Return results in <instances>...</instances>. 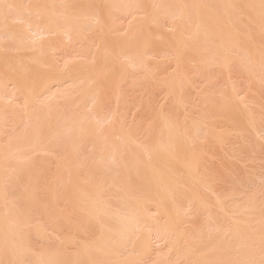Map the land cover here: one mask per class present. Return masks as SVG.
<instances>
[{"label": "bare ground", "instance_id": "bare-ground-1", "mask_svg": "<svg viewBox=\"0 0 264 264\" xmlns=\"http://www.w3.org/2000/svg\"><path fill=\"white\" fill-rule=\"evenodd\" d=\"M77 1L78 0H0V90L3 89V92H2V90L0 91V129L3 130V127H4V130H5V131L3 130L4 133H7L6 128L9 127L10 129H12V130L8 129L9 131L7 130L8 131L7 137H9V138L11 136H15L14 133L17 132V130L20 131L19 128L22 129V127L20 125L23 126V124H25L23 126V129L25 128L26 130H29V128L27 129L26 127H28L29 125L32 124L34 127L32 129L30 128L31 132L32 133L33 132L35 133V131L37 132L36 134H34V133L32 135L30 134L31 136H28L29 138L26 136L28 138V139H26V137L23 135V133H25L27 135V133H31V132L30 131L29 132L21 131L20 134L23 135V138L20 137V139H22V140H20V139L17 140L15 138L11 137L13 139L11 141H13V142L10 141V143H7L9 139L6 137V135L2 131H0V207L2 208V210L0 212V264H29L30 263L29 261L31 258H33L31 264H33V262L35 264H58L60 261L63 262V260L60 259V257L66 260L65 257H67L66 256L67 253L70 254V255L68 254L69 256L67 257V260L70 259L69 257L74 258V259L71 258L72 261L75 260L74 261L75 263L69 262L70 264H76V262H77V264H81L80 263L81 260H84L85 262H87V264H89V262L91 264H96V263H99V264H139L142 262L144 264H147L145 261L149 260V258L151 261V259H152L151 257H155L156 260H160L161 259L160 257H162L159 253L158 254L155 253V251L158 248L154 244L153 238L151 239V237H154V239L160 238V234H158L156 232V230H160L162 228L161 226L164 227V224H165V228L168 229V230L165 229L166 231H168L167 233L170 232L168 234V237H169V235H170V237H172V234H173L172 232H175V233L177 232V235H178L177 243H178V241H182V243L185 244L188 248L192 247L191 249H189V251H187L188 249L186 248L187 250H185V254L180 255V253H177L175 251L176 250L175 248L176 247L178 248L179 246H180L179 248H181L184 245L181 246V244L179 242L178 243L179 246L178 245L176 246L177 243H176V241H174L173 237L172 238H173L174 243L170 244L169 238H167V236L165 234L166 237L165 236L164 237L167 238L168 244H170L171 246H172V244H175V246H173V248L167 247V249L169 248L167 255L174 256V258L177 256L176 258H178L179 260L184 259V261H186L185 259L187 257L191 258L190 260L192 261V259H193V262H192L193 264H195L197 262H199L200 264H202V263L208 264V261L206 262L205 259L208 258L210 252L214 253V251H215V250L212 251V249H211L210 251L205 252V255L201 254L199 251H196L195 248H197V245H198L197 249L202 248L201 247V245H202L201 241H203V238H202V235L198 233L199 230L202 232L203 235L210 234V233L211 234L213 233V235H214V232L215 233L217 232L218 235L220 234V232H221V234L224 233V235L228 234L229 240H227L228 238L227 239L225 238L227 241L224 239L225 240V247L228 246L229 244H230V246L233 245V247H234L235 244H234V242L232 243V241H236V243H238L240 245V248H241V250H239L240 248H237V253H239L242 250L244 252H245V250H247V248L244 247L243 244H245V246H246V244H247V246L250 244L251 245L250 251L253 250L256 252L258 250V248H259V250H262L259 245L255 246L257 248V250L253 249V247L255 245V242L257 244L258 243H264L263 239L260 238L261 235H263V233H262V231L260 232L258 229V228H260L264 232V229H263L264 224H260V226H261L260 227L259 223H256L257 222L256 219H254L256 222L253 220L250 221L251 220L250 217H252V214L248 215L250 211L254 210L255 211V218H256L257 215H259L257 212H259L260 210H263V209H260L261 208L260 204L257 205V208L260 207L259 210H255V208L252 209L251 207H252L253 203H251L250 201H249L250 202L249 203V202H247V200H246L245 205L249 204L251 206L246 207L244 205L245 206L244 208L242 206H240L241 209L243 208L242 210H240V208L238 207V204L235 205L236 203H234V201H233V203L230 202V204H228L232 198H235V197L238 198V197L243 196L242 193L247 192L248 187L246 188L245 186H243L244 188L247 189V191L246 190L244 191V188H242V187L241 188L243 190L242 189L240 190L238 188L239 193L242 194L241 196L237 197V195L239 193L237 194V191H234V196L232 195L231 199L230 198L227 199V197L224 195L227 200L222 201L221 198H219L220 196L222 197L221 192H220V195L216 194L217 196H215L214 195L216 193V192H214L215 186H212V188L214 187L212 189V188H210L211 184H208L209 182L212 181L213 176H211V175L213 173L208 174L209 175L208 177H210V176L211 177L209 178L210 181L208 180L207 182H206V179L208 177L205 176V178H204L202 176V174L199 173L200 170H201V173L204 172L203 174H205V175H207V173L210 172V171H204V170L202 171V167H203V162L206 160L205 158H206V156H208L207 154H209V152H210V157L212 158V156H211V152L213 153V150H212L213 148L211 147L212 143H214V144L216 143L217 145H219V148L222 147L221 145H224L222 148L225 147V149H227V147H229V145L226 147L225 144L227 145L229 141L232 142L231 140H233V139L228 138V137L230 134H232L233 130L235 131V128L237 129V127L239 126V124H237V126H234V129H232V127L230 128V124L232 126L231 121L228 122L226 120L227 119L226 115L229 118L228 114H229V112H233L232 109L236 112L241 107L244 108V111H245V108H247L248 109L247 116L249 118L246 119V116H245V119L250 120V123H249L250 126L248 124V127H251L254 125V130H256L255 127L258 126V129H259V127L261 126V129H259V133L261 132L260 134L262 136V130L264 131V125H263V129H262V125H260V124H263L262 120L264 118H263V115L261 116L259 113L261 111V113L263 114V112H262L263 110H261V107L259 105H258V108H256L257 107L256 105L258 104V103L256 104L257 101L255 102L256 96H253V94H251V96H253V98L251 99V96L247 95L249 92H246L245 89H244V91H242L243 90L242 87L240 89L237 88V90H236L235 87L237 85L235 84L236 86L233 87L232 81H230L231 78H229V81L231 82L232 87H230V85H227V83L229 81L228 82L226 81L227 88H225L226 86H223V85L221 86V88L223 87V89H227V90L229 89L228 90L229 94H228V92H226V90H224V92L220 93L221 89L219 88V92L216 95L213 94L214 99L211 97L212 92L210 95L206 92L208 88L204 89V86H203L204 92H206V93H204V97H202L203 95L202 96L199 95L203 92L202 88L196 89V90H198L197 92H199V90H202L201 93L200 92L197 93L196 90L194 89L192 91L197 93V97H199L200 101L203 102V104H201L199 99L196 100L202 106V108H200V110L198 109L200 111V113L203 112V111H201L203 108L205 109V107H203V105H205L207 107L208 101H210L208 108L210 110L211 115H207V114L204 115L205 113L203 112L204 117L201 114L199 115V117L201 116L200 119L201 120L203 119L202 122L197 123V121H199L198 115H197L198 118H196L197 121L195 120L196 122L194 120H191L192 118L190 119V116L186 115V114H191V117H193L192 116L193 115L192 110L195 111L198 108L197 105L199 107H201L199 104L196 105L195 103H193V100H195L197 98V97H195V93L190 92V93H188V95L189 94L191 95V93H194L193 94L194 97L191 96L190 99L191 98L193 99V100L191 99L192 103L194 104V105L193 104L192 105H193V107H196V108L190 107V106H192L191 104H189V105L186 104L185 99L183 98L184 99L183 100L179 96V94L180 95L182 94L184 96L185 95L184 92H185L186 88L187 87L190 88L191 84L194 85V83L192 82V79L195 80L196 75L199 73L200 74L202 73L201 72L202 68L203 69L205 68L207 71H208V69H210V72H208V74L212 73L214 71V75H215V69H217L218 67H219V69H217L216 72H219L218 70H220L221 67H223L222 69L227 68V70L230 71L231 70L230 65L231 64L233 66L236 65V63L233 64L234 63L233 61H236L237 64L238 63L241 64V62L244 61V65L247 64L246 65L247 70H246V68H245L246 72H244V70L242 72V70H241V72H242L241 78H240V75L238 77L241 80L243 73H248V72L250 73V70H251V75L248 73V76L250 78H246L247 83H248V86L246 89H249L248 88L249 87L248 79H251L250 80L251 83L253 82V78H251L253 72H254V74L255 73L259 74V72L264 73V43L262 42V41H264L263 40V38H264V0H102V2H101V0H98L99 1L97 3L98 5L96 4L95 0L94 1L88 0L90 5L92 7L94 6V9L96 10V12L99 16L95 13V11H91L93 8L90 7V5H88L89 3L88 4L86 3V0H81V1H83V3L81 4L82 6L78 5L81 2H77ZM159 1L168 2L169 5H168V3H165V2H163L164 4L162 5L161 2H159ZM76 2H77V5L75 4ZM91 2L92 3L94 2L93 4H95V5L91 4ZM150 2L152 4H150ZM155 2H156V5H155V8H153L154 7L153 4H155ZM102 3L106 4V5L99 7V4L102 5ZM171 3H172V5H171ZM173 3L175 5V7H176V5H180L181 7H182V5H184L182 7V9L179 11V13H177L175 11V9L172 7V6H174ZM129 4L131 5V8H128ZM141 4H142L143 9H144V7L146 8L147 6H149L150 8L148 7V9L151 10L153 8L152 10H154V11L153 12L150 11L151 14H149V13H146L147 12L146 9H144V11H146V12H144L142 7H141V10H140L141 13H140L138 10L140 9ZM218 4H220L221 6L217 7ZM84 5L87 7L89 6L88 7L89 9L87 7H85ZM107 5H109L110 8ZM150 5H153L152 8ZM166 5L170 6V8L169 7L168 8H169L170 14L172 16L168 15L169 11L165 8ZM244 6L249 8L248 13H246L247 12L246 9H244L245 12L243 9H241V7L243 8ZM171 7L173 9H171ZM177 7H176V9H177ZM90 8H91V10H90ZM98 8H100V9L102 8L103 10H106V9L108 10V8L110 10L112 9L111 11H113V12L116 11V12L122 14L124 17H125V15H127V17L130 16L131 20H132V17L134 16V14L136 13V11H138L139 14L142 16H143L142 11H143L145 16H143V18H142L140 15L138 16V14L136 13V15H137L136 17L137 18L140 17V18H138V19L133 18L134 20H132V21L129 19L130 22H132V23L127 22L125 29H124V26H122L124 29L123 31L126 30L125 33H123L121 31L122 28L120 27L121 23L119 22L117 24L116 21L118 22V20L113 19L115 15H117L116 17H118V16L120 17L122 15H119L116 12H114V13L111 12L110 14L113 16V18H111V15L106 14L108 19L111 18L113 20L112 22H114L116 27L114 24L108 25L107 24L108 20L105 17L106 15L104 14V11L100 10V9L98 10ZM220 8H221L220 11H222V13H220V11H219ZM166 10L168 13H166ZM101 11L103 12V16L105 17L104 19L100 16ZM174 11L177 14L174 13ZM105 13H107V12H105ZM147 14H149V15H147ZM171 17H173L174 20H171L172 19ZM244 18L246 20H244ZM111 19H109L110 22H111ZM122 19H124V18H122ZM241 19L244 20V24H245V21L247 22L246 24L248 26V30L249 31L251 30L248 36H250V34H252L251 36H254V37L250 36V38H253L252 40L248 38L247 34L243 33L245 31H244V29L242 31L243 25H242ZM103 20H107V21H103ZM166 21L169 22L170 24H167ZM234 22L238 25V26L236 25L238 27L237 28L238 30L236 29V31L234 29L236 27ZM165 23L169 26L168 28H170V25H171V28L172 27L175 28V32H174V28H173V30H170V31L168 30V32H170V33L173 32V34L171 33L172 34L171 36L168 33V35H169L168 37L170 40V41L168 40L170 42V43H168V45L170 44L169 45L170 47H168V45H167V42H168L167 40H166L167 42L163 41L164 38L167 39V35H165V33H164V36L161 37L162 34H160V33H163L164 28L162 25ZM128 24H130V26ZM91 25H92V30L90 29ZM117 25H119V27ZM250 25L251 26L253 25L254 28L253 27L251 28ZM85 26H87V28L90 29L89 34H87V33L86 34L88 36L91 35L90 37H92V38H96L97 40L96 39L95 40L98 42V45H97L96 41H95L96 43H94V40L89 38L90 40L93 41V42L90 41L91 42V44H90L87 36L85 37L84 35L81 34L82 32L85 33L88 31ZM160 26L162 27V29H161L162 32H158V30L161 31ZM240 26H241V29H239ZM117 27H118V29L120 28V31L117 29ZM126 28H128V31ZM83 29H84V31H83ZM252 30L255 32L254 34H253ZM118 31L121 33L118 34ZM126 32H128V35H126ZM165 32H167V31H165ZM77 33H78V35H77ZM46 35H49L50 37L52 36L53 38L50 39V37L46 36ZM117 35H119V39H122L123 36H125V35H126V38H123V41L121 42L118 39V37H116ZM120 35L122 36V38L120 37ZM43 36H46V37H43ZM40 37H42L43 40H44V38H47V37L48 38L45 39L46 41L42 40L40 42L39 41ZM77 37H78V39H77ZM83 37L86 38L85 42L87 41V43L90 47L88 45H86V43L83 41ZM114 39L117 40V42ZM156 39H158L159 41L157 40L158 41L157 42ZM261 39H262V41H261ZM78 40L81 41V43L83 44V45L81 44L82 46L80 45ZM161 41H162V43H164V46H163V44L159 43ZM66 42H68V43H66ZM156 42L162 46H158V44ZM10 43H11V46H10ZM93 43L97 45V47L95 46L96 50L94 53L92 51V49H94ZM153 43H155L159 47L158 51H156V49H158V48H156L153 45ZM200 44H202V45H200ZM85 45H86V47L90 48V50L85 49ZM165 45L167 48L165 47ZM198 46H199V48L201 46H203V47H201L199 49ZM140 47L143 48V50H142L143 52L140 51V49H141ZM70 48L72 50H69V51L75 50V51H73L74 53H76L74 55L77 56V53H78V56L77 57L75 56V58H73L74 55H73V57L71 56L73 58V60H76L73 62H77L78 60L81 61L85 58L86 59L83 60V62H79V63H73L72 62L71 63V62H68L70 60L72 61V58L70 57L71 58L70 60L65 61L66 63H63V68L61 66L62 64L61 65L59 64L61 69L59 68L58 70H60V71L56 70V72H55L53 69H57L58 63H56L55 62L56 60L54 61L52 58L54 57V59H55L56 55L62 54L63 52H66V50H68ZM160 48H161V50H160ZM70 53H72V52H70ZM90 53H91V56H89ZM233 53L236 55H233ZM67 54H69L68 51H67ZM156 54H159L160 56L157 55V57L155 58ZM63 55H66V54L63 53ZM87 55L89 57H87ZM144 55H147L150 57V62H147V63H149V65H147V63L145 64L144 61H146L147 56L145 57ZM152 55L154 56V58ZM161 55L164 56L163 57V59H165L164 61L162 60ZM69 56L67 55L66 57L69 58ZM143 56L145 57L144 60H143V58H144ZM237 56H239L238 57L239 59H241V58L242 59L238 60ZM158 57H160V58L157 60ZM169 57L171 58V60H169ZM76 58H79V59H76ZM80 58H82V59L80 60ZM188 59L195 62V65H193V66H195V68H197L196 70H198V73L196 72V70H194L195 68L193 69L194 73L192 72L193 70L190 71L192 69V65L190 64L191 61L189 62ZM142 60L144 63L143 66L141 65ZM147 60L149 61L148 58H147ZM162 61H163L164 65H166L170 62L171 65L174 66L175 64H177L178 67H180L179 64H182L181 66L185 67V69L188 68V70H187L188 72L195 74V78L192 77L193 76L192 74H189L188 72L184 71L185 69L182 70V68L180 67L181 68V70H180V68H178L175 65L176 66L175 69L176 68L178 69L177 70L178 73L175 72L176 71L175 69H173L174 72L176 73V75L178 76V74L180 72L181 73L184 72L186 74L185 75L186 78L181 76L182 74H179V76H181V77H176L175 75L172 74L173 71L171 68V71H168L169 76H168V74L166 75L169 79H167L163 74V76H161L160 78L164 82L162 80H160V81H162L161 83L166 84L167 86L168 85L170 86L172 84V86L174 87L173 89H175L176 92H175V90H172V88H171L172 86H170V88L168 86L166 89L165 85H163L164 86L163 87L162 84H160L158 82L159 78L156 76V74L158 76L161 75L159 73L161 71L167 73V70L163 71L165 69L164 66L162 67L160 65V67H159V65H157L158 63L159 64L162 63ZM166 61H168V62H166ZM185 61H188V63ZM67 62H68V64H67ZM153 62L155 63V65L154 64L152 65ZM173 62H174V64H173ZM184 62L189 64L191 68L186 67L185 66L186 64L184 65ZM140 65L143 68H145V69H143L144 71L147 70L148 72H146V71L143 72L142 69L139 70L141 67L138 69V66H140ZM146 65H147V69H146ZM171 65H170V67H171ZM189 65H187V66H189ZM244 65L241 64L240 66H242V68H244L243 67ZM216 66H217V68H213ZM233 66H232V68L234 69L235 66L234 67ZM148 67L150 69L152 67L151 70L156 69V71H157V68L160 69V71L159 70L157 71L159 74L156 71L155 72L151 71ZM166 67H167V65H166ZM228 67H229V69H228ZM161 68H163V69L161 70ZM167 69L170 70L169 68H167ZM212 69H213V71H212ZM222 69H221V71L223 72ZM236 69H238V71H240V67L238 65H237ZM131 70H133V71H131ZM135 70L138 72V75H140V76H138V75L137 76L140 77L141 79L143 77L144 78L148 77V78H146V79L143 78V80H141L139 78V80L142 83L140 81L136 80L135 78H134L135 79L134 80L133 76L136 73ZM149 70L151 72H149ZM199 70H201V71L199 72ZM206 70H203V74H201L202 76H200V74H199L200 80L202 79L204 74L207 75ZM141 71L144 75L146 74V76H142ZM152 72H154V73H152ZM170 72H172V73H170ZM151 73H152V75H151ZM184 73H183V75H184ZM224 73H226V70ZM153 74H155L156 77ZM187 74H189L190 76ZM234 74L235 73H232V76ZM130 75L131 76L133 75L132 79H131ZM170 75L172 77H170ZM226 75H228V74H226ZM149 76L151 78H149ZM216 76H217V74H216ZM248 76L246 74V77H248ZM259 76L261 77V80H262L263 74H261V75L259 74L257 77H259ZM152 77H153V79H152ZM244 77H245V75H244ZM154 78H158V80L156 81V79H154ZM235 78L237 79V76H235ZM166 79L168 82L169 81L170 82L169 83L166 82ZM236 79L233 78L234 82ZM259 79H258V81H255L257 83L253 82L255 85L257 84L256 88H258V86H262L263 85L262 83H264V81L263 82L259 81ZM79 80L82 81V83L78 84V86L75 87L73 84L77 85V83H78L77 81H79ZM128 80H129V82H131L130 85L128 84ZM131 80H133L134 82H132ZM206 80H207V78H206ZM69 81H71L73 84ZM148 81L150 83L152 82L155 90L160 88L159 91H161V89L163 91V88H164V90L166 89L165 93L168 94L169 91L171 94L174 93L172 96L170 93L168 95V96H171L172 100L165 93H164V95L167 96L172 102H175L179 106L178 107V106L174 105L176 107V111L180 109L179 111L182 112V111L186 110L185 108L186 107L188 108V106H189V109H192V110L187 109V112L184 113L185 117L186 116L187 117L184 118V121L180 122V120H177L178 117L176 118V116H175L176 113H174L172 111L173 105L172 106L170 105L171 101L167 100V98H166V101H168L166 103L165 100L162 98L163 101L165 102V105L167 104L168 107L167 106L165 107V105L163 103H162V105L164 106L166 111H168L169 114H171V113L168 109H169V107L171 108L170 110L175 114L174 115L172 113L174 118H175V121L173 118L171 119L173 121H171L169 119V118H171V116L168 117L169 116L168 113L163 114L161 112L165 117H168V118H163L162 121H160V119H158L159 113H157V114H155L156 115L155 117L157 118L156 119L157 121L159 120L160 124L156 120L154 121V119H155L154 117H152L153 120H150V121H154V123L151 122V123H153L152 127H150L152 124H150V123L146 124V126L150 125L149 128H151V129L154 127L155 124H157V126L159 125L158 127L162 128L161 131H162L164 137L161 136L162 135L161 131H160L161 135L158 132L159 137L157 136V138H159L160 140L156 138L157 141L158 140L159 141L158 142L155 141L157 143V144H155V146H153L154 143H152L151 139H150L151 140L150 143H152L151 145L148 144L147 140H148V136L149 137L152 136L154 138V136L157 134V132L154 131V134H152V135L148 134V136H146L144 134V136L147 137V139L145 138L146 144L144 142L142 143L143 140L141 142H138V141H140L139 138H138V141H136L137 139H135V138H137V137L133 136L135 134L134 130L138 131V129L135 128L136 126L134 125L133 122L130 121L131 123H133L132 126H134V128L130 127V125H128L129 129L126 127L128 129V130H126V128L124 126H123L124 127L123 128L120 125L122 122L125 125V121H123L125 119L124 117H123L124 119H121L120 118L121 116L119 117L118 114H116L120 118V120H122V122L120 121V123H119L118 122L119 120L117 121V117L114 116V113L109 112L108 109H107L108 113L106 112V114L108 115L111 113V116L110 115L106 116V114H103L104 112L103 113L101 112V114H100V109H101L100 104H103V102H105V101H103V99H104L103 95L104 94H105V100L106 101L108 100L109 97L112 100H115L118 98V93H119V92H117L118 89L119 90L120 89L121 90L127 89V88H125L126 83L129 86L128 88H129L130 93H132L131 91H134V88L130 89V86L132 84H133L132 87L134 86L135 89L136 88L139 89V87L141 89V86H142V90H143V87L145 89V85H144L145 83L148 84V87L149 86L151 87V84L148 83ZM187 81H189L191 84L188 83ZM195 81H197V79ZM66 82H69V85ZM154 82H156V83H154ZM210 82H211L210 83V86H211L214 83V80H213V82H212V80H210ZM237 82H239V80ZM65 83L68 85L67 86L68 88L74 86V88H69L72 91V93H68L71 91H69V89H67V87L64 88V89L68 90V91L67 90L65 91V93H67L66 97H65V93H63L64 95L62 96V93L60 91L56 90V88H58L60 86L63 88L62 84L64 85ZM185 83L189 84V85L184 87L183 85ZM122 84H124V86H122ZM140 84H141V86H140ZM173 84L177 87H175ZM100 85L103 86V87H101L102 90L100 88V90L102 92H100L101 94L97 95V93H99L98 91H100L99 88H97V87H99ZM203 85L208 87V84H206V83H203ZM214 85H216V84H214ZM214 85H212V86H214ZM155 86H157V89ZM182 86H183V88H182ZM6 87H8V88H6ZM121 87H124V89H122ZM146 87H147V85H146ZM214 87H216V86H214ZM5 88L8 89L7 91H9V92L4 90ZM115 88H118V89L116 90ZM168 88L171 89L173 91V93ZM178 88H179V90H178ZM192 88H196V87H192ZM250 88H252V86H250ZM9 89H12V93H11V90H9ZM54 89L57 92L61 93V95H59V93L57 94ZM97 89H98V91H97ZM103 89H104V91H103ZM113 89H115V90H113ZM152 89H153V87H152ZM214 89H216V88H214ZM63 90H62V92H64ZM109 90L112 94L117 93L116 98L109 96L110 94L108 95ZM145 90H143L144 93L147 92ZM155 90H154V92H155ZM190 90H191V88H190ZM96 91H97V93H96ZM73 92H74V94H76V93L78 94V95L76 94L78 98H76V95H74ZM122 92H124V91H122ZM140 92H142V91H140ZM140 92L137 94L140 95L141 94ZM214 92H217V90ZM225 92H226V94H225ZM230 92H232V94ZM242 92H245V94H243V95H245L246 98L241 99L240 96H239L240 100H238V97H237V99L233 98L235 94L238 96ZM106 93H107V95H106ZM135 93H136V90H135ZM152 93H153V90H152ZM252 93H253V91H252ZM90 94L92 96H88ZM150 94H151V91H149V93H148V95L151 98L153 95L151 94L152 95L151 96ZM206 94L210 96V100L206 98V96H207ZM218 94L220 95L219 96L220 98L218 97ZM2 95H6V96L3 97ZM70 95H74V98L78 99L80 104H82L85 109H88V111L87 110L83 111L81 109L83 112L88 113V114L82 115L83 113L80 110V108H82L81 105L78 104V106H77L76 102L78 103V101H76V100L73 101L74 98H73V96H70ZM114 95L115 94H113V96ZM124 95H125V92H124ZM139 95L136 96L137 100L139 98L138 97ZM142 95L145 96V98H146L147 94L146 95L142 94ZM148 95H147V97H149ZM228 95H232V96L229 97ZM54 96L58 97L57 98L58 100H56L57 102L59 101L60 97L61 98L63 97L67 104H69V103L71 104V102L72 103L75 102L73 105L77 106V107L75 106L77 108V110L74 109L75 107H70L69 105H68L69 107H67L66 103H64L66 106L63 104L66 109H61L63 107V105L60 102L57 103V102H55V100H52L53 98H55ZM106 96H108V97H106ZM125 96H127V95H125ZM247 96L249 98H247ZM19 97H20V99L23 98L24 101L22 102V100H21L20 102H21V104L23 103L24 106L22 104L21 107L18 108V105L16 106V104H13L11 101H15V103H18L19 101L18 102H16V101L19 100L18 99ZM101 97H103V98H101ZM120 97L122 98L121 92H120ZM140 97H142V96L140 95ZM121 98H119L120 100L117 99L120 101V105H122V103H121L122 99ZM188 98H189V96H188ZM188 98H186V99L188 100ZM201 98H203V101ZM215 98L217 99L216 101H214ZM218 98H219L220 102H219ZM61 100L63 101V99H61ZM134 100L132 102L133 104H135ZM142 100L146 101L145 99H142ZM142 100L140 98V101L143 103ZM204 100H205V103H204ZM211 100H213V101H211ZM53 101L57 105L59 104L60 106H62L61 108H58L59 110L60 109L62 111L64 110V111H66V113L67 112L69 113L70 111H72L74 113L71 112L69 115H67L63 111V113H65V115L64 114L59 115V113H62V111L60 110L61 111L60 112L57 109L56 104L54 103L55 104L54 105L52 103ZM99 101H100V103H99ZM119 101H117V102H119ZM140 101H139V104H142ZM108 102H111V100L110 101L108 100ZM113 102L114 101H112V103ZM215 102H217L218 105L215 104ZM85 103L89 107L87 105H84ZM106 103L107 102H105L104 104H106ZM187 103H189V100L187 101ZM109 104H111V103H109ZM139 104H137V105H139ZM183 104H186V105L183 106ZM114 106H115V102H114ZM114 106L112 105V109ZM135 106H136V104H135ZM163 106H161V108ZM101 107H105V106H101ZM106 107H110V106H107V104H106ZM142 107L143 106H141V108ZM181 107L182 108L185 107V108H183V110H182ZM228 107H231V111L229 110V112H227ZM68 108L70 109V111L68 110ZM96 108H98L97 109L98 112L96 111ZM137 108H135V109H137ZM145 108H146V106H145ZM212 108H214V109L212 110ZM222 108L224 111L222 110ZM243 108H242V110H243ZM112 109L110 107V111L114 112L115 109H113V110ZM138 109H140V107ZM215 109H216V111H215ZM258 109H260V111ZM262 109H263V107H262ZM102 110L105 111L106 109L104 108V109H101V111ZM158 110L160 111L161 109L158 108ZM158 110L156 109L157 112H158ZM225 110L227 113L226 115H225ZM257 110L259 113L257 112ZM58 111H59V113H58ZM77 111L81 115L78 113V115H79L78 116ZM130 111H132V110H130ZM162 111H164V109ZM221 111L224 112V118L222 117L223 119L220 118V115L223 116ZM43 113H44V116H43ZM90 113H92V116H91L92 118L89 117ZM154 113H156V112L154 111ZM233 113H231V114H233ZM72 114L76 115L75 118H74V115L72 116ZM194 114H196V111ZM214 114L217 117H213ZM237 114L240 115V111H239V113L237 112ZM241 114H242V112H241ZM243 114L246 115L245 113H243ZM63 115H64V117H63ZM259 115H260L259 121L262 123H260L257 120L258 125H256L255 121H256V119H258ZM21 116H22V118H21ZM23 116L25 117V121L23 120V118H24ZM39 116H42V117L39 118ZM132 116L134 117V115H132ZM43 117H45L44 119L48 118L47 121L44 120ZM71 117H73V118H71ZM125 117H127V116H125ZM225 117H226V119H225ZM237 117H238V115H237ZM159 118H160V116H159ZM179 118L181 119V114H179ZM208 118H209L210 124L212 123L211 120H213L215 118L216 120L215 121L213 120L214 124L210 125L208 122ZM231 118L233 119V115ZM231 118H230V120H231ZM238 118L239 119L237 121H240V123H241L240 116ZM111 119L114 120V122L116 119V123L118 122L116 124L112 121L114 126H115V124H116V126L120 125V128H123L127 132L130 131V133H131V129L133 128L134 133L132 132L130 135L135 137L134 140H133V137L131 138V136H129V134H128L129 132L127 133L123 129L120 131H124V132H119V134L117 133L118 134L117 136L120 137L121 140L117 136H116V138H118V139H116L114 137L115 139L113 140L110 137V135L109 136L107 135L110 133H107V132L104 133L103 131H105L106 129L101 130L100 127L101 126L105 127L104 124L107 125V122H109V121H110L109 123H111ZM245 119H244V121H245ZM9 120H11V122ZM19 120H20V122H21V120H23L24 123L22 122L23 124L22 123L20 124ZM43 120H44V122H43ZM176 120L179 121L180 123L176 122ZM181 120H183V119H181ZM59 121L62 122L61 125H59L60 124ZM93 121H94V123H93ZM233 121H234V119H233ZM235 121H236V119H235ZM127 122L129 123V121H127ZM137 122H136V124H137ZM216 122H218V124L220 123L221 126L218 127L219 125H217ZM242 122H243V119H242ZM11 123H12V125H11L12 127H10ZM34 123H35V125H34ZM36 123H37V125H38V123H39V125L40 124L43 125L44 128L41 125L40 126L42 128L40 126L37 127ZM3 124H5L7 127L5 125L3 126ZM18 124H20L19 125L20 127L18 126ZM95 124L97 126H100L99 130H101L103 133L98 131L97 126ZM161 124H162V126H160ZM241 124L245 125L244 123H241ZM216 125L218 128H216ZM50 126H52V127H50ZM103 127H101V128L103 129ZM106 127H108V126H106ZM200 127H203L206 129V134H203V136H201V138H204V140H202L199 136L200 133L198 131H200L199 130ZM240 127H241V125H240ZM16 128H17V130H15ZM34 128L37 130H35ZM110 128H112V131L117 132L115 127L113 128L111 126ZM117 128L119 130V127H117ZM139 128L141 129V127H139ZM107 129L109 130V128H107ZM113 129H115V130H113ZM140 129H139V131H140ZM155 129H156V131L158 130L157 127ZM38 130H40V132ZM43 130L47 131L48 141L46 139V141L44 142V143H46V145L44 143H42L43 138H44L43 137V133H44ZM108 130H106V131H108ZM152 130H154V128ZM245 130H246V128H245ZM254 130H252V131H254ZM11 131L14 135L11 133ZM201 131L204 132L203 130H201ZM247 131H250V130H247ZM252 131H250V132H252ZM91 132L97 136L94 135V138H93L92 137L93 135H91L92 134ZM110 132H111V129H110ZM152 132L153 131H150V133H152ZM235 132H237V131H235ZM9 133L11 134V136L9 135ZM67 133H69V134H67ZM140 133H142V131H140ZM234 133L232 134L233 138H234ZM238 133H240V136L242 137L244 132H242V135H241V132H238ZM259 133H257L258 137H259V135H258ZM48 134L49 135L51 134L55 140L52 139L51 135L49 136ZM65 134L70 137L69 141L66 138L64 139V137L66 136ZM77 134H79V136H77ZM138 134H139V132H138ZM138 134L136 133L135 135L138 136ZM33 135L35 137H33ZM82 135L83 136L84 135H86V136L91 135L92 138L90 136H89L90 138L87 136V138L89 140L86 141L84 139L85 137H83ZM232 135H230V137ZM245 135L247 136V134H245ZM17 136L18 135H16V137ZM72 136H74V138H76V137H79V138H78V140H76L77 139L76 138L74 140V142H70L71 139H74V138H72ZM81 136H82V139L80 138ZM98 136L100 139H98ZM107 136L109 138H107ZM198 136L201 139L200 141H203V143H200V144H202L200 146H198L199 143L197 142ZM31 137L34 139H32ZM235 137H236V133H235ZM241 137L238 136V138H241ZM141 138H143V137H141ZM238 138H237V140H238ZM3 139L6 142L2 141ZM50 139H52L53 141H51ZM243 139H244V136H243ZM263 139H264V136H263L262 140ZM65 140H66V143H65ZM81 140H83V141L85 140L86 142H84V143L90 144V145H88V149H90L89 151L92 155L89 153V151H86L87 147L86 148L83 147L86 144L83 145V143L79 142ZM111 140H113V143L110 142ZM115 140H117V141H115ZM19 141H21V144H19L20 143ZM71 141H73V140H71ZM121 141L123 143H121ZM16 142L17 143L19 142V143L14 145L13 143H16ZM78 142L81 144V146H80V144H77ZM53 143L56 146H57V144H58V146H60V149L58 148V150L61 152V154L58 155L59 156L58 158H62L64 156V154H68V155L63 157V159H57L56 157L52 158V156H51V160L56 158V161H57V164L55 163L56 161L54 163L52 162V164L53 165L55 164V167H56L55 168L54 166H52L55 168L54 170H56V172L53 171V173L55 172L54 176H52L50 174V171L49 172L47 171L48 168L46 166H44L46 164L42 165V166H44V168H47L45 173L47 172L49 174V175L47 174L48 177L45 175V177L48 178V181L46 183L44 178L41 179V177H44V174H42V173H44V172H42V170L44 171V169L36 168L34 161H36L38 159L40 160V158H36V156L37 157L43 156L40 154L47 152L49 149L48 147H50V144H53ZM233 143L236 144L237 142H234V140H233ZM68 144H71V145L69 146ZM75 144H76V146H74ZM122 144H125V145H122ZM55 145H52L51 150L53 152L56 151ZM120 145L122 147L123 146L124 147L122 148V147H120ZM126 145L131 152L134 153V151L131 150V147L133 150H135L134 156L131 157V156H129L130 154L128 155V153H127V155H126L125 152L121 151L123 149H125V150L127 149ZM240 145H239V147H240ZM69 147L73 148L72 150H75V151H71V148H69ZM215 147H216V145L214 146V148ZM82 148H84V149L82 150ZM91 148H92V150H91ZM207 148L208 149L211 148V151L209 149V152H208ZM219 148H218V150H219ZM64 149L67 151V153L63 154L61 150H64ZM231 149L232 148L227 149L228 155H229V152L232 153ZM51 150H50V152H51ZM127 150H126V152H127ZM227 150H225V151H227ZM84 151H86V153ZM214 151H215L214 152V154H215L216 150H214ZM53 152H51L52 155L54 154ZM80 152H83V153H81V156L79 155ZM88 153L90 155H88ZM234 153L236 154V150ZM238 153H241V152L238 151ZM55 154L53 156H56ZM216 154L217 155H215V156L220 155L218 153V151ZM45 155H47V153H45ZM49 155H51V154L48 151L47 156L50 157ZM123 155L125 157H127V158H125L126 160L124 158L122 159ZM224 155H225V153H224ZM87 156H88V158H89V156L94 158V159H92L94 163L96 162L95 160H97L99 162L100 166H98L96 164L97 162L94 164L92 161H90L91 159H88ZM34 157L36 158V160H34L35 159ZM227 158H228V156H227ZM84 159H87L88 162L90 161V163L91 162L93 163V164L91 163V167L94 170H91L92 168L89 167L90 163L87 162V164L89 166L86 165V162H84ZM214 159L215 158L213 155L212 160H214ZM228 159L230 160V158H228ZM231 159L233 160L234 158L231 157ZM39 160H38V164L41 163ZM44 161H46V160H44ZM81 162H83L84 164ZM210 163H212L211 160H210ZM210 163L208 162V166L209 165L212 166ZM82 165H86L89 168H87L86 166H85L86 168L85 167L82 168L81 167ZM210 166H209V168H210ZM130 167L134 168V169H131ZM100 168H102L105 171L108 170L106 172L107 174L106 173H102V174H105L103 177L107 178V180L109 182L107 180H103L102 176L100 175L101 173H99L102 170V169L100 170ZM235 168H237V167H235ZM254 168H256V167H254ZM33 169L38 170V171H36L35 175H33L34 174ZM251 169H253V168H251ZM258 169H260V168H258ZM261 169H264V168H261ZM103 170H102V172H103ZM23 171H27L28 174L31 171L32 174L31 173L30 174L34 176V177L25 176V178L28 181V182H26V179H25V182L28 185L26 183H25L26 185L23 183L24 181L21 180L22 178H18L19 176H21ZM91 171H92V173L96 172V176L98 175V177H100V178L97 179V178H95L96 176H94V174L91 175V173H90ZM180 171H181L182 175L177 176L176 173L179 175V174H181ZM248 171L250 172L249 174H252L251 172H253V174H254V171H251V170H248ZM63 172H65V174H66L65 179L67 178V181L68 182L70 181L72 183L71 184L72 188L69 186L71 189L69 188L70 191H68V192H70V193H68L67 195H70V196L66 197L67 200L65 199L66 193H64V191L67 190L68 188L66 189L67 182H64L66 180L64 179L65 175H62V174H64ZM24 173H26V172H24ZM51 173H52V171H51ZM82 173H84V175ZM228 173L231 175V172H228ZM261 173H260V175H261ZM38 174H39V177H38ZM183 174H184V176H183ZM50 175H51V179H53L52 181L49 178ZM252 175L250 176L251 180L254 177V176L252 177ZM22 176H24V175L22 174ZM182 176H183V178L181 179L180 177H182ZM216 176H218V175L216 174ZM216 176H215V178H216ZM246 176H247V173H246ZM80 177L81 178L83 177L84 181L86 179L87 182L86 181L84 182ZM108 177H110L111 181L109 180ZM129 177H131V178H129ZM132 177H133V179L135 178L137 180L138 184L135 181V179H134V181H132L133 180ZM255 177H258V174ZM33 178H34V181L31 182V180ZM90 178H92V179H90ZM186 178H187V180H184ZM259 178H260V176H259ZM262 178L263 177H261L260 179H262ZM37 179L38 180L40 179L42 184L44 185V183H45L47 186L45 185L46 187L45 186L42 187V185H40L41 184L40 180L38 181ZM101 179H102V181H101ZM127 179L134 182V184L132 182H130L129 180L127 181ZM216 179H219V178H216ZM18 180L22 181L21 184L22 183L24 184V185L22 184L24 189L18 187L19 189L16 188V189H18L16 192L14 190L15 188H13L14 187L13 184L16 185V183H17V185L20 186ZM94 180H97V181H94ZM215 180H213L214 181L213 183L211 182L213 185L215 183ZM11 181H15V182L17 181V182L16 183L12 182L13 184H11V186H12L11 187L9 185ZM37 181H38L39 185L36 183ZM185 181L188 183L186 184ZM247 181L248 180H246L245 182H247ZM30 182L32 183V186L30 185ZM34 183H36L37 186ZM48 183L52 186H50ZM189 183H191V184L193 183L191 189H190V187H188ZM217 183L218 182H216V184ZM140 184H141V187L144 189H142L140 187ZM64 185L66 187H64ZM68 185H70V184L68 183ZM144 185H147V189L144 187ZM243 185H247V184H243ZM38 186L41 188L49 189V196L46 195L45 193H43V191L40 190V188H38ZM58 186H61V187L63 186L64 189L62 188L63 189L62 190V189H60V187L58 189ZM138 186L141 189H139ZM189 186H191V185H189ZM193 186H194V188H193ZM28 187H31V189ZM51 187H52V189H51ZM74 187H75V190H74ZM21 189H23L25 192H23ZM37 189H39V190H37ZM56 189H58L57 190L58 192L56 191L57 193H61V194L64 193L65 196L64 197H62V196L61 197H55V190ZM112 189H114V190H112ZM186 189H188L189 191H192V194H190L191 192L189 193V191ZM11 190H14L13 192H16L18 195H22L23 197L22 196H19V198L15 197L16 193H14V197H12L11 195H13V193L12 194L9 193ZM19 190H20V194L18 193ZM136 190H138V191H136ZM184 190L187 192L188 195H190V196L192 195L191 197L186 195L189 198V199L188 198H186V199L189 201L193 200V202H190V203L188 202V204H187V203H185L187 201H185V202L183 201L182 203L186 204V208L188 210H189L188 205L191 204L190 209H192L191 206L194 204L193 208L195 209V211L198 210V212H196L198 215L200 213L205 214L204 220L202 217L203 215L202 216L199 215L202 217L201 218L202 221L206 220V222L201 221L203 223L202 226L208 222L207 223L208 224L207 230L204 227L205 231L204 230L202 231L200 227H199L200 229L198 227H196L199 230L196 229V231H198V232H195L197 235L195 234V236L193 238L196 239L197 241L199 240L201 243H197V241L192 239V236H188L190 234H193V231L195 230V227H193L191 224H189V223H191V221L189 220V217H188L190 211H188V213H187L186 212L187 209H185V206H183L184 208L180 207L183 204L180 206H177L179 204H176V202H175V197H177V195H178V197H181L183 199V197L186 194V192H185V194H182L184 192ZM212 190H213L214 194H213ZM139 191H140V193H141V191L143 193L140 194ZM201 191L210 192L213 195H211L210 193H207V194L208 195L210 194L209 196H213V199L210 200V202L206 200L207 197L206 198L203 197L204 198L203 199L201 197L202 196ZM256 191H258V190H255L254 194L256 193ZM21 192H23V193H21ZM36 192L38 194H40V193L45 194L47 196L46 198L44 197V195L42 196L41 194H40V197L41 196L44 197L45 200L48 198L47 200H49V202L51 201L52 198H55V199H53L54 201H52L51 204L47 203L48 201H45V203L48 204V206H45L46 205L45 204L43 207L41 202L39 204H37L42 199L40 197H37ZM112 192H113V194H112ZM227 192H229V191L227 190ZM46 193H47V191H46ZM217 193H218V191H217ZM115 194H117V195H115ZM231 194H233V192ZM244 196L247 197L245 194H244ZM225 197L223 198L224 200H225ZM228 197H230V196H228ZM36 198L37 199L39 198L40 200L38 199V201H36L37 200ZM236 198H235V200H236ZM64 199L66 200V203H67V204L65 203L66 205H64V201H63ZM182 199L181 200L176 199V200L182 201ZM61 200H62V205L60 204ZM253 200H251V201L253 202ZM23 201L26 202V205H27V203L30 204V202L32 203V205L34 204L33 205L34 207L31 205L29 207H30V210L33 211V213L36 212L35 216H38L37 219L39 218L40 215H41V217H43L42 215H44V217L46 219H48L49 218V217H47L48 216V210L51 209L52 210L51 212L52 213L55 212L56 215H55V213H53L55 215V216L53 215L54 218L50 216V218H53V220L52 219L51 220L48 219V220L50 222L52 221V223H55V224L59 222L61 228L63 226H67L66 228L64 227L65 229L64 228H62V229H64V230L69 229L68 232H71V234L70 235L68 234L69 236H67V238H65L64 236L67 235V233H65L64 230H63L64 233H62V231L60 230L61 229L60 226H58L59 224L58 225H55V224H49L48 225V223H47L49 228H52L53 231L56 232V234H58V232H57V229H58L59 231H61V233L64 236H62V238L58 237V235L60 233L58 235H56L55 233H52L51 230H50L51 232L49 233V228L46 226H43L44 224L46 225V223L45 222L43 223V220L41 221L40 218L38 219V221L36 219L35 220L37 222H42L41 223L42 226H40L36 222L31 223V221H33V222L35 221L32 218L29 219L33 215V213H32V215L27 213V212H29L28 208H25L26 210L23 208L25 211L22 210L21 204L23 203ZM55 201L57 203H59L58 205H61V207L63 205L65 206V207L63 206L61 208V210H60L61 212L58 210L59 208L55 204ZM128 201L132 202L133 205L129 206ZM42 202H44V200ZM243 202H245V200ZM52 203L54 206L52 205ZM23 205H25V204H23ZM226 205H228V206L230 205L231 211L227 208ZM255 205L253 207H255ZM35 206L37 208H35ZM50 206H51V208H50ZM195 206L197 209L195 208ZM211 206H214L212 208H216L213 210L214 214L217 213V210H218V213L221 212L222 215L227 216V218H226L227 221H229L228 217L231 215L230 222H228L230 224L229 226L231 228H229V229L223 228L226 231V233L224 232V230L221 229V226L222 225L226 226L227 223H226V225L222 224L221 226H219L221 223L218 225H217V223H215V220L218 218V216H217L218 213L215 215L217 217H215L214 215H211L212 214ZM38 207L41 210H39ZM46 207L49 208L47 211L44 210ZM56 207H57V209H56ZM20 208L22 210L21 212H19ZM33 208H35L36 211L33 210ZM53 208H54V210H53ZM66 208H68L69 210H66ZM70 210H72V213L70 212L66 215L67 211H70ZM215 210H216V212H215ZM227 210L230 211L229 212L230 215H229ZM63 211H65L66 213H64ZM148 211H152L155 213V216H153L154 218L152 216L148 217V215H146V214H148ZM39 212H41V213L38 214ZM42 212L45 213L46 215L42 214ZM185 212L187 213V217H185L186 216ZM263 212L264 211H262V213ZM52 213H51V215H52ZM73 213H75V214L79 213V215L81 217L80 216L76 217L77 214L75 215ZM262 213H261V215H262ZM72 214H73V216H72ZM232 214L235 216V219L232 218L233 217ZM27 215H29V218ZM191 215L192 214H190V216ZM56 216H58L59 218H55ZM70 216H72V217H70ZM146 216L148 218H146ZM220 216H219V220L221 219ZM62 217H63V219H62ZM192 217H193V215H192ZM33 218H36V217H33ZM65 218L66 219L74 218L73 219L74 221L73 220L71 221L70 219H69L70 221H67L68 223L65 221L68 225L65 224L64 221L63 222L59 221V220H64ZM151 218H153V219H151ZM252 218H254V216ZM77 219H79V220L81 219V221L83 220L86 223V224H84V222L80 221L81 222L80 224L83 225L84 227L79 226V227H81V229H79V230H81L84 235H85L84 230H86V232H88V234H89L90 229L88 230V228L94 227V229H95V227L96 228L98 227L99 229L97 228V230H96L97 232L100 230V233H99L100 235L96 232L97 235H99L98 240L96 239L97 237L94 238L95 236L93 235V237H91V238H94L92 240L93 242H83V240L85 241L86 237H87L86 239H89L90 236L89 235H88L89 237L87 235L84 236L83 234H81V232H78V231H77V233L75 232L74 228L78 230L77 226L79 224V223L76 224L77 221L79 222V220H77ZM247 219H250V220H247ZM260 219H261V217H260ZM260 219H258V220H260ZM162 220H164V222ZM185 220H186L187 224L184 223ZM44 221H46V220H44ZM56 221H58V222H56ZM75 221H76V223H75ZM87 221H89V222H87ZM158 221H159V223L161 221L162 224H159ZM199 221H200V219H199ZM69 222H71L73 224V227H71L72 225ZM90 222H93V225H95V226H91L92 223L90 224ZM247 222H249V223L247 224ZM260 222H261V220H260ZM74 223H75V225H74ZM183 223L186 224L184 226V228L189 226V227H191L190 229H192V227H193L192 232H189L188 229H186V231L184 228L182 229ZM224 223H225V221H224ZM252 223H254L255 225ZM251 224L255 227L257 226L256 230L252 229V226H250ZM85 225H89L90 227H88L86 229ZM232 225H233V228H232ZM56 226H57V228H56ZM154 226H157V227L155 228ZM159 226H160V228H158ZM43 227H46V230L48 231L47 233H49L47 235H50L52 238L54 235H56L58 238H60V240L58 239L60 242L56 239L55 236H54L55 238H53V239H55L54 242L56 241V242L60 243V245H59L60 247H58V244L55 242L57 244V248L60 251H58L57 248H56V250L51 249L53 251H50L48 249L46 250V248L44 249V247L40 248V250H41L40 251V250H38L39 249L38 246L36 248L34 247V249H37V248L38 249L35 250V252L33 251L34 250L33 247L31 248L33 243H30L32 238H35L38 236L39 239L45 240L43 242H46V244L48 243V239H47V237H45L46 232H44L45 230L43 229ZM70 229H73L74 231H71ZM94 229H93V231H95ZM162 229H164V228H162ZM187 231H188V233H187L188 235H186ZM206 231H207V233H206ZM73 232H75V233H73ZM160 232H162L164 235L163 230ZM72 233L74 236L78 235L80 237L82 235V237H83V239L81 238L82 241H80L79 237L76 236L78 238V240H77L72 235ZM31 234L32 235L35 234V235L32 236ZM52 234H54V235H52ZM29 235L32 236V238H29ZM43 235H45V236H43ZM163 235H162V237H163ZM224 235H223V237H224ZM175 236H176V234H175ZM209 236L210 235H208V237ZM214 236H217V235L215 234ZM38 237H37V239H38ZM226 237H227V235H226ZM206 239H204V240L206 241ZM41 240H38L39 244L43 243ZM52 240L49 239V243H50V241L52 242ZM89 240H91V239H89ZM164 240H166V239H164ZM220 240L221 241L218 242L221 245L220 248L218 247L219 245L215 246L216 248L212 247V248H215L217 251L218 250L221 251V248L224 247V246H222L223 241H224V240H222V237ZM171 241H172V239H171ZM208 241H209V239L206 241V246L204 245V247H206V248L209 247V245L207 244ZM33 242H34V244H37L35 240H33ZM161 242L162 241H160V243ZM194 242L197 243V245L195 244L196 247L193 246ZM252 242H253V244H252ZM49 243H48V245H49ZM163 243H165V242L163 241ZM163 243H161V244L163 245ZM209 243H213V242H209ZM127 244H129L131 246V247H127V248L128 249L131 248L132 251L129 250L128 252L126 251V253L129 256L132 255L131 257H133V258H131L129 256L127 258H125L127 256V255L125 256V254L119 255L120 249H122L121 251H125L123 249L126 248L125 245H127ZM216 244H214V245H216ZM250 245L248 246L249 248H250ZM43 246H46V245L43 244ZM54 246H56V245H54ZM155 246H156V249H155ZM166 246H168V245H166ZM166 246H165V248H166ZM186 246H184V247H186ZM241 246L244 247L245 250L242 249ZM51 247H53V246H51ZM184 247H183V250H184ZM53 248H55V247H53ZM72 248L73 249L75 248V250H73ZM61 249L62 250L64 249L63 252L61 251ZM65 249H66V252H65ZM67 249L72 250V251L67 252ZM223 249H224L223 251H225V254L231 253L233 255V257L237 256V255H235L236 253L233 254L230 251V249H228V247H227V249L226 248H223ZM227 250H229V252ZM38 251H40V252H38ZM186 251H187V253H186ZM200 251H202V249ZM129 252H130V254H129ZM183 252L184 251H182V253ZM226 252H228V253H226ZM262 252H263V250H262ZM260 253H261V251H260ZM260 253H258V254H260ZM205 256H207V257L205 258ZM228 256L229 255L226 256L227 262H225L226 259L224 258L225 261L222 260L221 264L223 262H224L223 264H225V263L233 264L235 259L233 260L232 258H230ZM248 256H249V258H251L250 255H248ZM261 256H262V253H261ZM98 257H101V258L103 257V259L98 258ZM214 257H216L215 254H214ZM219 257H220V255H219ZM96 258H97V260H96ZM176 258H175V260H177ZM209 258H212L211 255L209 256ZM253 258L256 259L255 257H253ZM253 258H251V261L253 260ZM258 258L260 259L259 256L257 257V259ZM259 259H258V261L260 262ZM99 260H101V261H99ZM161 260H162L161 261L162 264H164L163 259H161ZM190 260L188 259L187 261L190 262ZM212 260H213V258H212ZM246 260H247V258H246ZM150 261H148V263ZM187 261H186V264H189V263H187ZM249 261H250V259H249ZM179 262H181V261H179ZM255 262H257V261H255ZM152 263H154V261ZM158 263L159 262H155V264H158ZM217 263H220V261H217ZM239 263H234V264H239ZM247 263L248 262H246V264ZM59 264H61V263H59ZM65 264H66V262H65ZM209 264H213V263L209 262ZM249 264H251V263H249ZM253 264H255V263H253ZM258 264H261V262Z\"/></svg>", "mask_w": 264, "mask_h": 264}, {"label": "rangeland", "instance_id": "rangeland-1", "mask_svg": "<svg viewBox=\"0 0 264 264\" xmlns=\"http://www.w3.org/2000/svg\"><path fill=\"white\" fill-rule=\"evenodd\" d=\"M91 1H94V0H91ZM95 1H96V4L99 2L98 0H95ZM77 2H81V3H79L78 5H81V4L83 3V1H81V0H78ZM77 2L75 3L76 5H77ZM101 2H102V0H101ZM156 2H157V1H156ZM156 2H155V4H153V5H154L153 8H155ZM159 2H161V1H159ZM163 2H165V1H162V2H161L162 5L164 4ZM86 3H87V4L89 3L88 0H86ZM93 3H94V2H93ZM93 3L91 2V4H93ZM141 3H142V2H141ZM146 3H147V2H146ZM146 3H145V4H146ZM165 3H168V2H165ZM145 4H144V5H145ZM148 4H149V3H148ZM150 4H152V3L150 2ZM159 4H160V3H159ZM161 4H160V5H161ZM24 5H25V4H24ZM88 5H90V3H89ZM93 5H95V4H93ZM97 5H98V4H97ZM103 5H106V4H103V3H102V5L99 4V7H100V6L102 7ZM153 5H150L151 8H152ZM168 5H169V3H168ZM171 5H172V3H171ZM173 5H174V3H173ZM81 6H82V5H81ZM84 6H85V5H84ZM107 6H109V5H107ZM145 6H146V5H145ZM177 6H178V7H177ZM183 6H184V5H182V7H183ZM220 6H221L220 4L217 5V7H220ZM77 7H78V6H77ZM85 7H87V6H85ZM88 7H89V6H88ZM88 7H87V8H88ZM90 7H92V6L90 5ZM95 7H96V6H95ZM141 7H142V4L140 5V9L138 10L139 12H140V10H141ZM148 7H149V6H147L146 8L144 7V9H146L147 12L144 11L143 7H142V9H143L144 12L151 14V12H153L154 10H152L153 8H152L151 10H149ZM168 7L170 8V6H167V5H166V7H165V8L169 11V13H168L167 10H166V13H168V15H171V14H170V10H169ZM172 7L175 9V11H176L177 13H179V11L182 9V7H181L180 5H176L177 9H176L175 5L172 6ZM172 7H171V9H173ZM92 8H93V9L91 10V8H90V10H91V11H95V13L97 14L96 10L94 9V6H93ZM103 8H104V7H103ZM109 8H110V6H109ZM109 8H108L109 11H108L107 9H106V10H103L102 8H101V9L98 8V10H99V9H100V10H103L105 15H106V14H107V15H111L110 13L113 12V11H111L112 9L110 10ZM128 8H131V5H130V4L128 5ZM149 8H150V7H149ZM88 9H89V8H88ZM96 9H97V8H96ZM241 9H243V10L246 9V10H247L246 13H248V10H249L248 7L244 6L243 8L241 7ZM217 10H218V9H217ZM220 10H221V8L219 9V11H220ZM243 10H242V11H243ZM138 11H136V13H137L138 16H139L140 14H139ZM143 11H142V14H143V16H145V14L143 13ZM148 11H149V12H148ZM150 11H151V12H150ZM171 11H172V10H171ZM175 11H174V13H176ZM105 12H107V13H105ZM114 12H116V11H114ZM114 12H113V13H114ZM172 12H173V11H172ZM244 12H245V10H244ZM101 13H102V14H101ZM101 13H100V16H101L103 19H104L105 17L107 18V15L104 17L102 11H101ZM113 13H112V14H113ZM116 13H118V12H116ZM136 13H135L134 16L132 17V20H134L133 18H135V19L137 18V17H136V16H137ZM140 13H141V12H140ZM177 13H176V14H177ZM220 13H222V11H220ZM118 14H119V15H122V14H120V13H118ZM149 14H147V15H149ZM97 15H98V14H97ZM114 15H115V14H114ZM147 15H146V16H147ZM98 16H99V15H98ZM116 16H117V15H115L114 18H113V16L111 15V18H113V19H117V20H118V22L116 21L117 24H118L119 22L121 23V26H120V27L122 28L121 31H122L123 33H125L126 30H125V31H123V30L125 29V27H126V25H127V22H130L131 17H130L129 15H128L129 17H127V15H125V17H124L123 15L120 16V17H119V16L116 17ZM140 16L143 18L142 15H140ZM171 16H172V15H171ZM126 17H127V18H126ZM111 18H109V19H111ZM122 18H124V19H122ZM138 18H140V17H138ZM138 18H137V19H138ZM171 18H172L171 20H174L173 17H171ZM109 19L107 18V20H108V23H107V24H108V25H110V24L113 25V24H114V22H112L113 20L111 19V22H112V23H111V22L109 21ZM129 19H130V20H129ZM107 20H103V21H107ZM128 20H129V21H128ZM132 20H131V21H132ZM241 20H242V19H241ZM244 20H246V19L244 18ZM244 20H242V25H243L242 31H243V29H244L245 32H243V33H244V34H247V36H248L251 30H250V31L248 30V26H247V24H246L247 22L245 21V24H244ZM114 21H115V20H114ZM261 22H262V21H261ZM130 23H132V22H130ZM166 23H167V24H170V23L167 22V21H166ZM166 23L162 25L163 28H164L163 33H160V34H162L161 37L164 36V33H165V35H167V39L164 38L163 41H166V40L168 41V40H169V37H168L169 35H168V33L170 34V36L173 34V32H171V33H172V34H171L170 32H168V30H169V31H170V30H173L174 27L171 28V25H170V28H171V29H170V28H168L169 26H168ZM234 23H235V22H234ZM234 23H233V24H234ZM261 24H262V23H261ZM114 25H115V24H114ZM128 25L130 26V24H128ZM164 25H165V26H164ZM236 25H237V24L235 23V26H236ZM242 25H241V26H242ZM117 26L119 27V25H117ZM122 26H124V29H123ZM233 26H234V25H233ZM237 26H238V25H237ZM237 26L234 28L235 31H236V29L238 28ZM241 26L239 27V29H241ZM250 26H251V25H250ZM85 27H86V29H87L88 31L85 32V33L82 32L81 34L84 35L85 37L87 36L88 41H89L90 44H91L90 41H92V40H94V43H96V42H97V41H96V40H97L96 38H92V37H90L91 35H89V36L87 35V34H89V30H90V29L92 30V25H91L90 29H88L87 26H85ZM88 27H89V26H88ZM115 27H116V25H115ZM118 27H117V29H118ZM166 27H167V28H166ZM244 27H245V28H244ZM252 27H253V25L251 26V28H252ZM253 28H254V27H253ZM126 29H127V31H128V28H126ZM158 29H159V28H158ZM161 29H162V27L160 26V30H161ZM245 29H246V30H245ZM118 30L120 31V28H119ZM237 30H238V29H237ZM254 30H255V29H254ZM83 31H84V29H83ZM119 31H118V34L121 33V32H119ZM165 31H167V32H165ZM247 31H248V32H247ZM158 32H162V30H161V31L158 30ZM174 32H175V28H174ZM252 32H253V34L255 33L253 30H252ZM86 33H87V34H86ZM77 35H78V33H77ZM126 35H128V32H126ZM126 35L123 36V38H126ZM251 35H252V34H250V36H251ZM256 35H257V34H256ZM46 36H49V35H46ZM46 36H43V37H46ZM250 36H248V38L252 40L253 38H250ZM49 37H50V36H49ZM85 37H83V41H84V42H85V39H86ZM116 37H118V39H119V35H117ZM120 37L122 38L121 35H120ZM165 37H166V36H165ZM251 37H254V36H251ZM258 37H259V36H258ZM258 37H257V38H258ZM47 38H48V37H47ZM47 38H44V40L47 39ZM51 38H53V37L51 36L50 39H51ZM80 38H81V37H80ZM89 38H91L92 40H90ZM123 38H122V39H119V40L122 42V41H123ZM170 38H171V37H170ZM77 39H78V37H77ZM81 39H82V38H81ZM95 39H96V40H95ZM115 39H116V38H115ZM115 39H114V40H115ZM162 39H163V38H162ZM254 39H255V38H254ZM258 39H259V38H258ZM42 40H43V38L40 37L39 41L41 42ZM44 40H43V41H44ZM157 40H158V39H156V41H157ZM263 40H264V38H263ZM36 41H37V40H36ZM45 41H46V40H45ZM83 41H82V42H83ZM95 41H96V42H95ZM115 41L117 42V40H115ZM153 41H154V40H153ZM158 41H159V40H158ZM158 41H157V42H158ZM167 41H166V42H167ZM169 41H170V40H169ZM169 41L167 42V45H168V43H170ZM261 41H262V39H261ZM78 42L80 43V45L82 44L80 40H78ZM92 42H93V41H92ZM157 42H156V43H157ZM262 42L264 43V41H262ZM66 43H68V42H66ZM85 43H86V45H88L87 41H86ZM94 43H93L94 49H92L93 53H94L95 50H96V49H95V46L97 47V45H98V42H97V45L94 44ZM159 43L163 44V46H164V43H162V41L159 42ZM119 44H120V43H119ZM157 44H158V43H157ZM82 45H83V44H82ZM82 45H81V46H82ZM86 45H85V49L90 50V48L86 47ZM138 45H139V44H138ZM138 45H137V46H138ZM153 45H154L156 48H158V49H156V51L159 50V47H158V46H162V45H159V44H158V46H157L155 43H153ZM169 45H170V44H169ZM169 45H168V47H170ZM172 45H173V44H172ZM172 45H171V46H172ZM200 45H202V44H200ZM200 45H199V46H200ZM10 46H11V43H10ZM88 46H89V45H88ZM91 46H92V45H91ZM139 46H140V45H139ZM173 46H174V45H173ZM173 46H172V47H173ZM199 46H198V48H199ZM89 47H90V46H89ZM165 47H166V45H165ZM201 47H203V46H201ZM201 47H200V48H201ZM140 48H141V47H140ZM140 48H139V49H140ZM161 48H162V47H161ZM161 48H160V50H161ZM166 48H167V47H166ZM200 48H199V49H200ZM69 50H72V49L70 48V49L66 50V52H63V53H65L66 55H63V53H62V54L56 55V56H55V59H54V57L52 58L54 61L56 60L55 62L58 63V66H59V67L57 66V69H53L55 72H56V70H57V71H60V70H58V69L60 68V65L62 64L61 66H62V68H63V63H66L65 61L70 60V59L73 57V55L76 54V53L73 52V51H75V50H73V51H69ZM142 50H143V48L140 49L141 52H143ZM144 50H145V49H144ZM67 51L69 52V54H67ZM85 51H86V50H85ZM92 51H91V52H92ZM198 51H199V50H198ZM70 52H72V53H70ZM87 52H88V51H87ZM71 54H72V55H71ZM194 54H195V53H194ZM67 55H68V56L70 55L69 58L66 57ZM157 55L160 56L159 54H156L155 58L157 57ZM233 55H236V54L233 53ZM71 56H72V57H71ZM75 56H76V55H74L73 58H75ZM77 56H78V53H77ZM77 56H76V57H77ZM89 56H91V53H90ZM89 56L87 55V57H89ZM144 56L146 57L147 55H144ZM144 56H143V57H144ZM150 56H151V55H150ZM152 56H153V55H152ZM161 56H162V55H161ZM70 57H71V58H70ZM145 57L143 58V60L145 59ZM163 57H164V56H162V60L164 61L165 59H163ZM238 57H239V56H237V58H238ZM56 58H57V59H56ZM73 58H72V61L70 60V61H68V62H71V63H72L73 61H76V60H73ZM82 58H83V57H82ZM82 58H80V60H81ZM147 58L149 59V61L147 60ZM147 58H146V61H144L145 64H146L147 62H150V57L147 56ZM153 58H154V56H153ZM159 58H160V57H158L157 60H158ZM52 59H51V60H52ZM63 59H64V60H63ZM76 59H79V58H76ZM85 59H86V58H85ZM85 59H83V60H85ZM241 59H242V58H241ZM241 59L238 58V60H241ZM57 60H58V61H57ZM83 60H81V61L78 60L77 62H73V63L83 62ZM143 60H142V63H141L142 66L144 65ZM151 60H152V59H151ZM166 60H167V59H166ZM169 60H171L170 57H169ZM188 60H189V62L191 61L190 59H188ZM88 61H89V60H88ZM159 61H160V60H159ZM163 61H162V63H160V64L158 63L157 65H159V67H160V65H161L162 67L164 66L165 69H164L163 71L167 70V73L161 71L162 73L159 72L161 75L158 76V75L156 74V76L159 78V80H158V78H154V79H156V81L158 80V82H159L160 84H162V86L165 85V86H166V89H167V87H168L169 85L167 86L166 84L161 83L163 80H162L160 77L163 76V74H164V76H165L167 79H169L166 75L168 74V76H169L168 71H171V68H172L173 73H172V72H170V73H172V74L175 75L176 77H181V76L185 77L186 74L182 71V72L184 73V75H183V73H181V72L179 71V72H180L179 74H182V75L179 76V74H178V76H177L175 72H177L178 69H177V68L175 69V67H176V66L178 67V65L175 64L176 66H175V65L173 66V65H171V63L169 62V63H168L169 65L166 64V65H167V67H166V65L163 64ZM55 62H54V63H55ZM68 62H67V64H68ZM151 62H152V61H151ZM166 62H168V61H166ZM166 62H165V63H166ZM185 62L188 63V61H185ZM185 62H184V65L186 64V65H185L186 67L191 68L190 65L187 64V63H185ZM233 62H234L233 64L236 63V65H234V66H235V67H234V66L231 64V65L234 67V69H233L232 66L230 65V69H231L230 71L227 70V68L222 69L223 67H221L220 70H218L219 72H216L217 69H219V67H218V68H217V66H216V67H213V68H217V69H215V75H214V71H213V69H212L213 72L208 74V72H210V69H208V71H207L205 68H204V69L202 68V71L199 70V72L201 71V72H202L201 74H203V70H206V74H207V75L204 74L205 77L203 76L202 79L200 80L199 78H200V76H202V75H201L200 73H199L200 76H199V74H197V73H198V70H196L197 68H195V66H193V65H195V62L191 61L190 64L192 65V69H191V70L189 69V70L192 71V70L195 68L194 70H196V72H197V73H196V74H197V75H196V79H197V81H195L196 79H195V80L192 79V82L194 83V85L191 84L189 81H187L188 83L191 84V86H190L191 90H190V88L187 87V88H186L187 91H186V90H185V92L183 91V92L185 93V95L183 96L182 94H181V95L179 94V96H180L182 99L184 98V99H185V103L188 104V105H189V104L192 105L193 103H195L196 105L199 104V105L201 106V104H203V102H201V101H200V98L197 97V93H199V92L201 93L202 90H199V92H197V91H198V90H196L197 88H198V89H200V88L203 89V86H204V89L208 88L206 92H207L209 95H210L211 92H212V94H211L212 96H211V97L214 99L213 94L216 95V94L219 92V88L222 90V91L220 90V93H221V92H224V90H226V92H228V94H229V91H228L229 89H228V90H227V89H223V87L221 88V86H222V85H223V86H226V81L228 82V81H229V78H231L230 81H232V85H233V87H235V86L237 85V86L235 87L236 90H237V88L240 89V88L242 87V89H243V90L241 89L242 91H244V89H245L246 92H249V93H250V94L248 93L247 95L251 96V94H253V96H256L255 102L257 101L256 104H257V103H258V104L256 105L257 107H256V106H255V107L258 108V105L261 107V110H263V111H262L263 114L261 113L260 109H258V110L260 111V113L258 112V110H257V112H258L261 116L263 115V118H264V83H262V84H263L262 86H258V88H256V87H257V84H256V85L254 84V83H257V82H255V81H258L259 78H260L259 81H262V82L264 81V80H263V79H264V73H262V72L260 73V72L258 71L260 75L263 74V76H262V80H261V77H260V76L257 77L259 74L255 73V74H256V75H255L254 72H253V73H252V76H253V77L251 76V78H253V82H254V83H253V82L251 83V81H250L251 79H248V82H249V87H248V88H249V89H246L247 86H248V83H247V79H246V78H250V77L248 76V73H249V72H248V73H243V76H242V79H241V80H240V78H241V75H242L243 70H244V72H246V71H245V68H246V70H247V67H246L247 64L244 65V61L241 62V64L244 65V66H243L244 68H242V66H240V65H241L240 63L237 64L236 61H233ZM156 63H157V62H156ZM193 63H194V64H193ZM59 64H60V65H59ZM153 64L155 65L154 62L152 63V65H153ZM162 64H163V65H162ZM173 64H174V62H173ZM56 65H57V64H56ZM141 65L138 66V69L141 67L139 70L142 69L143 72H145V71L148 72L147 70L144 71L143 69H145V68H143ZM147 65H149V63H147ZM147 65H146V69H147ZM150 65H151V64H150ZM152 65H151V66H152ZM170 65H171V67H170ZM179 65H180V67L182 68V70L185 69V67L181 66L182 64H179ZM187 65H189V66H187ZM237 65L240 67V71H238L239 68L236 69ZM54 67H55V66H54ZM154 67H155V66H154ZM173 67H174V68H173ZM180 67H178V68H180ZM55 68H56V67H55ZM148 68H149V67H148ZM167 68H169L170 70H168ZM181 68H180V70H181ZM60 69H61V68H60ZM135 69H136V68H135ZM149 69H150V68H149ZM151 69H152V67H151ZM151 69H150V70H151ZM162 69H163V68H161V70H162ZM173 69H175L176 71L174 72ZM198 69H199V68H198ZM221 69L223 70V72L221 71ZM228 69H229V67H228ZM232 69H233V70H232ZM150 70H149V72H151V71H154V72H155V71H156V69L151 70V71H150ZM158 70L160 71V69L157 68V71H158ZM187 70H188V68H186L184 71L188 72ZM194 70L192 71L193 73H194ZM225 70H226V73H224ZM241 70H242V72H241ZM249 70H250V69H249ZM249 70H248V71H249ZM54 71H53V72H54ZM131 71H133V70H131ZM135 71H136V70H135ZM135 71H134V72H135ZM142 71H141V73H142ZM157 71H156V72H157ZM220 71H221V72H220ZM139 72H140V71H139ZM154 72H152V73H154ZM136 73H137V74H136ZM136 73L134 74V76L132 75V76H133V79L135 78L136 80L140 81V80H139L140 77H138V76H140V75H138V72H137V71H136ZM141 73H140V74H141ZM152 73H151V75H152ZM157 73H158V72H157ZM159 73H158V74H159ZM165 73H166V74H165ZM177 73H178V72H177ZM188 73H189V74H192V73H190V72H188ZM221 73H222V74H221ZM230 73H231V74H230ZM232 73H235V74L232 76ZM130 74H131V73H130ZM132 74H133V73H132ZM189 74H187V75H189ZM216 74H217V76H216ZM226 74H228V75H226ZM246 74H247L248 77H246ZM249 74L251 75V70H250V73H249ZM137 75H138V76H137ZM141 75H142V76H146V74L144 75L143 73H142ZM153 75L155 76V74H153ZM192 75H193L192 77L195 78V74H192ZM208 75H209L211 78H210ZM213 75H214V76H213ZM239 75H240V78L238 77ZM244 75H245V77H244ZM130 76H131V75H130ZM132 76H131V79H132ZM135 76H136V77H135ZM156 76H155V77H156ZM189 76H190V75H189ZM235 76H237V79L235 78ZM170 77H172V76L170 75ZM192 77H191V78H192ZM197 77H198V78H197ZM254 77H255V78H254ZM143 78H144V77H143ZM143 78H142V79L140 78V79L143 80ZM146 78H148V77H146ZM146 78H144V79H146ZM149 78H151V77L149 76ZM162 78H163V77H162ZM185 78H186V77H185ZM204 78H205V79H204ZM206 78H207V80H206ZM233 78L236 79L235 82H234ZM128 79H129V78H128ZM135 79H134V80H135ZM152 79H153V77H152ZM152 79H151V80H152ZM167 79H166V82H168ZM189 79H190V78H189ZM216 79H217V80H216ZM223 79H224L225 81H224ZM243 79H244V80H243ZM149 80H150V79H149ZM160 80H162V81H160ZM204 80H205V81H204ZM208 80H209V81H208ZM210 80H212V82H213V80H214V83H213L212 85L216 84V85H214V86H216V87H214V86H212V85L210 86V83H211ZM221 80H222V81H221ZM238 80H239V82H237ZM131 81L134 82L133 80H131ZM145 81H146V80H145ZM152 81H153V80H152ZM215 81H216V82H215ZM230 81L228 82L229 84L227 83V85H230V87H232ZM241 81H242V82H241ZM69 82H71V81H69ZM69 82H66V83L69 85ZM77 82H78V83H77ZM77 82H76L77 85H76V84H73L72 82H71V83H72L75 87L78 86V84L82 83V81H80V80L77 81ZM136 82H137V81H136ZM140 82H141V81H140ZM140 82H139V83H140ZM163 82H164V81H163ZM169 82H170V81H169ZM169 82H168V83H169ZM202 82L208 84V87H206L205 85H203ZM224 82H225V83H224ZM243 82H244V83H243ZM66 83H65L64 85L62 84L63 88H62L61 86H60L61 88H60V87L56 88V90H58V91H60V92L62 93V96L64 95L63 93H65V91H66L67 89H69V88H74V86H72V85H71L72 87H69V88H68V87H67L68 85H67ZM71 83H70V84H71ZM130 83H131V82H129V80H128V84H129V85H130ZM141 83H142V82H141ZM148 83H150V82L148 81ZM154 83H156V82H154ZM197 83H198V84H197ZM233 83H234V84H233ZM128 84L126 83V85H125V88H127V89H124V87H121L122 89H124V90H121V89H120L121 91H120L118 88H115L116 90L118 89L117 92H119V93H118V98H117V99L121 98V97H120V92H121V96H122V98H121V99H122V102H121V103H122V105H123V104H124V105H123V106L120 105V101H119L120 99H119V100H117V99L112 100V99L109 97L108 100H109V101L111 100V102H108V100L106 101V100H105V94H104V95H103V96H104L103 101L107 102V103H106L107 106H110L111 109H112V105L114 106V102H115V106L113 107V109H115V110H114V112H113V111H110V107H106V104H104L105 102H103V104H100V105H101V106H105V107H101L100 105H99V106H100L101 109H104V108H105L106 110H105V111H104V110L101 111V109H100V114H101V112H102V113L104 112L103 114H106V112L108 113V111L111 112V113H114V116L117 117V121L119 120V121H118L119 123H120V121L122 122V120H120V118H121V119H124V118H125L123 121H125V125H126V126H125L124 123L122 122V123L120 124L121 127L124 126L125 128H126V127L128 128V125H130V127H133V128H134V126H132L133 123H134V125L136 126L135 128L138 129V131H137V130H134V131H135V134H136V133L138 134V132H139V134H138L139 137H138L137 135H135V134H134L133 136H136L137 138H135V137H133L132 135H130L132 132L134 133L133 128L131 129V133H130V131H128V132H129V133H128L126 130H128L129 128H128V129L126 128V130H124V129H123L124 127H123V128H120V125L116 126V124H117L118 122L116 123V119H115V122H114V120H112L113 118L111 119V123H109V122H110V121H109V122H107V125L104 124L105 127L101 126V127H103V129H102L100 126H97V125L95 124V125L97 126L98 131H100V132H102L101 130H105V129L108 130L107 128H109V130H108L109 132L106 131V130L103 131V132H104V133H105V132L110 133V134H107V133H106V134H107L108 136L110 135V137H111L113 140L116 138V136L119 134V132H124V131H125V132H127V133L129 134V136H131V138L133 137V140H134V138H135V139H137L136 141H138V138H139L140 141H138V142H141V141L143 140L142 143L144 142V143L146 144V142H145V138L147 139L146 136H148V134H151V135L154 134V131H155V132H157V134L154 136V138H153L152 136H150V137L148 136V140H147V142H148L149 145H151L152 143H154L153 146H155V144H157L155 141H157V139H159V138H157V136L159 137V134H160V131L162 130V128H161V127H158L159 125L157 126V124L154 125V127H153L154 130H152L153 128H152V129L149 128L150 125H147V126H146L147 123L152 124L150 127L153 126L154 121L157 119V118L155 117V116H156L155 114L159 113V115H158V119H160V121H162L163 118H168V117H170V116H171V118H169V119L171 120V119L173 118L174 121H175V118H174L173 114L176 113V115H175V114H174V115L176 116V118L178 117L177 120H180V122L184 121V118H186L187 116H190V119L192 118L191 120H194V121H195L196 118H198L200 114H201L203 117H204V115H206V114H207V115H211L210 110H209V108H208V107H209V104H210V101H208V105H207V107H206L205 105H203V107H205V109L203 108L201 111H203V112L205 113L204 115H203V112L200 113V111H199L200 108H202V106L199 107L198 105H197L198 108L195 110V111H196V114H194V113H195L194 110L189 109V106H188V108H187L186 106H185L186 108L183 107V108L186 109V110H184L185 112L182 111L183 113H182L181 111H179V110H180L179 108H178L179 110L176 111V107H175V106H178V105H177L175 102H172V101H171V100H172L171 96L174 94L172 90H175V89H173L174 87L172 86L171 83H170V84H171L170 86H172V87H171L172 90L169 89L170 86H169V88H168V89L171 90L172 93H173V94H171L170 91H169V93L171 94V96H168L169 93H168V94L165 93V92H166V89L164 90V88H163V91H164V92L162 91V89H161V91H159L160 88L158 87L159 89H157V86H155V87H156V89H157L158 91L155 90V89H154V86H153V84H152V82L150 83V84H151V87H150V86L148 87V84H147V83H145V84L143 83V84L145 85V89H146V90H145L144 87H143V90L147 91L148 93H149V91H151V94L153 95V96H152V95L150 94V95L152 96L151 98H150V96L148 95L147 92H145V93L143 92L141 84H140L141 89H140L139 86H138L139 89H137V88L135 89L134 86L132 87V85H133V84H132V85L130 86V89H131V88H134V91H131L132 93H130V91H129V88H128L129 86H128ZM185 84H186V83H185ZM185 84L183 85L184 87L187 86V85H189V84H186V85H185ZM201 84H202V85H201ZM220 84H221V85H220ZM224 84H225V85H224ZM235 84H236V85H235ZM134 85H135V84H134ZM138 85H139V84H138ZM146 85H147V87H146ZM173 85H174V84H173ZM239 85H240V86H239ZM122 86H124V84H122ZM160 86H161V85H160ZM174 86H175V85H174ZM183 86H182V88H183ZM199 86H200V87H199ZM250 86H252V88H250ZM66 87H67V89H64V88H66ZM101 87H103V86L100 85V86L97 87V88H99V90H100ZM119 87H120V86H119ZM152 87H153V89H152ZM163 87H164V86H163ZM175 87H177V86H175ZM192 87H196V88H192ZM211 87H212V88H211ZM213 87L216 88V89H214ZM228 87H229V86H228ZM230 87H229V88H230ZM6 88H8V87H6ZM6 88H5L4 90L7 91L8 89H6ZM9 88H10V87H9ZM147 88H148V89H147ZM161 88H162V87H161ZM209 88H210V89H209ZM225 88H227V86H226ZM61 89H62V90L64 89V90H63L64 92H62ZM115 89H113V90H115ZM194 89L196 90L197 93H195L194 91H192V90H194ZM204 89H203V92H202L201 94H199V95H201V96L203 95L202 97H204V93H206V92H204ZM1 90H2V92H3V89H1ZM1 90H0V91H1ZM9 90H11V93H12V89H9ZM54 90H55V89H54ZM56 90H55V91H56ZM101 90H102V88H101ZM101 90L98 91V89H97V91L99 92V93H97V91H96L97 95H98V94H101V93H100V92H102ZM132 90H133V89H132ZM135 90H136V93H135ZM152 90H153V93H152ZM154 90H155L156 93H157V92H158V93L156 94V93L154 92ZM178 90H179V88H178ZM178 90H177V91H178ZM189 90H190V91H189ZM216 90H217V92H214V91H216ZM255 90H256V91H255ZM6 91H5V92H6ZM67 91H68V90H67ZM69 91H71V90L69 89ZM75 91H76V90H75ZM103 91H104V89H103ZM111 91H112V90H111ZM122 91H124V92H125V95H127L128 97L125 96V95H124V92H122ZM140 91H142L143 93L140 92ZM239 91H240V90H239ZM252 91H253V93H252ZM7 92H9V91H7ZM108 92H109L108 95L110 94L109 96L116 98L117 93H113V94H115V95L113 96V94L110 92V90H109ZM115 92H116V91H115ZM128 92H129V93H128ZM133 92H134V93H133ZM139 92L141 93L140 95H141L142 97H140V95L137 94V93H139ZM159 92H160V93H159ZM175 92H176V90H175ZM190 92H194V93H195V97H197L196 99L194 98L195 100H193V99L191 98V99L193 100V103H192V100L190 99V97H191V96L194 97V95H193L194 93H191V95H190V94L188 95V93H190ZM226 92H225V94H226ZM240 92H241V91H240ZM240 92H239V93H240ZM254 92H255V93H254ZM56 93L58 94L59 92L56 91ZM56 93H55V94H56ZM61 93H59V95H61ZM68 93H72V91H71V92H68ZM154 93H155L156 95H155ZM164 93H165L168 97H170L171 100H170L167 96H165ZM180 93H181V92H180ZM184 93H183V94H184ZM230 93L232 94V92H230ZM73 94H74V92H73ZM76 94H77V93H76ZM76 94H74V95H76ZM135 94H136V95H135ZM142 94H144V95L147 94L149 97H147V95H146V98H147V99L149 98V99L147 100V99L145 98V96H143ZM175 94H176V93H175ZM223 94H224V93H223ZM237 94H238V93H237ZM243 94H245V92H242V93L239 94L238 96L235 94L233 98H236V99H237V97H238V100H240V98H241V99H242V98H246L245 95H243ZM66 95H67V93H65V97H66ZM74 95H70V96H73V98H74ZM77 95H78V94H77ZM77 95H76V98H78ZM106 95H107V93H106ZM137 95H139V96H138V97H139V98H138L139 101H140V98H141V100H142V99H145L146 101L142 100L143 103L140 101L142 104H139V101L137 100V97H136ZM206 95H207V94H206ZM209 95H207L206 98L210 100V96H209ZM2 96L4 97V96H6V95H2ZM57 96H58V95H57ZM88 96H92V95L90 94V95H88ZM188 96H189V98H188ZM219 96H220V95L218 94V97H219ZM222 96H223V95H222ZM228 96L230 97V96H232V95H228ZM235 96H236V97H235ZM239 96H240V98H239ZM253 96H251V99L253 98ZM54 97H55V96H54ZM59 97H60V96H59ZM106 97H108V96H106ZM133 97H134V98H133ZM216 97H217V96H216ZM16 98H17V97H16ZM57 98H58V97H55V98H53L52 100H55V102H57V101H56V100H58ZM73 98H72V99H73ZM89 98H90V97H89ZM101 98H103V97H101ZM126 98H127V99H126ZM162 98L165 100L166 103L168 102V101H166V98H167V100L171 101V104H170L171 106H172V105H173V106L175 105L174 107L172 106V111H173L174 113L170 110V109H171L170 107H169V109H168V108H167V109L170 111L171 114H169L168 111H166V109H165L164 106L162 105V103L165 105V102L163 101ZM181 98H180V99H181ZM186 98H188L189 103H187L188 100H187ZM219 98H220V97H219ZM219 98H218V100H219ZM247 98H249V97L247 96ZM13 99H14V98H13ZM18 99H19V100H17L16 102H18V101L20 102L21 100H22V102L24 101L23 98L20 99V97H19ZM61 99H63V101H62ZM134 99H135V100H134ZM184 99H183V100H184ZM198 99H199V101H200L201 104L198 103V101H196V100H198ZM201 99H202V101H203V98H201ZM60 100H61V101H60ZM75 100L78 101V99H75V98H74L73 101H75ZM116 100L119 101V102H117ZM123 100H124V101H123ZM127 100H128V101H127ZM133 100L135 101L136 106H135V104L132 103ZM216 100H217V99L215 98L214 101H216ZM112 101H114V102L112 103ZM125 101H126V102H125ZM162 101H163V102H162ZM173 101H174V100H173ZM195 101H196V102H195ZM211 101H213V100H211ZM253 101H254V100H253ZM11 102H12L13 104H16V106L18 105V108L21 107V105L23 104V103L21 104V102H20V103L18 102L19 104H18V103H15V101H11ZM55 102L53 101L52 103L54 104ZM59 102H60L62 105H63L64 103H66V102H65V99H64L63 97H62V98H61V97L59 98V101H58L57 103H59ZM145 102H146V103H145ZM183 102H184V101H183ZM219 102H220V100H219ZM260 102H261V103H260ZM74 103H75V102H74ZM74 103L71 102L72 105H71L70 103H69V104L66 103V104H67V107H69V106H70V107H75L76 105L78 106V104H80V102L78 101V103L76 102V105L74 106V105H73ZM99 103H100V101H99ZM109 103H111V104H109ZM116 103H117V104H116ZM160 103H161V104H160ZM204 103H205V100H204ZM211 103H212V102H211ZM55 104H56V103H55ZM55 104H54V105H55ZM137 104H139V105H137ZM186 104H183V106L186 105ZM215 104L218 105L217 102H215ZM54 105H53V106H54ZM64 105H65V104H64ZM64 105H63V107H62V106H60L59 104H58V105L56 104L57 109H58V108H61V107H62L61 109H66V108L64 107ZM68 105H69V106H68ZM80 105H81V107H82V108H80V110L82 109L83 111H84V110H87V111H88V109H85L84 106H83L82 104H80ZM84 105H87V104L85 103ZM116 105H117V106H116ZM193 105H194V104H193ZM193 105L190 106V107H192V108H196V107H193ZM211 105H212V104H211ZM217 105H216V106H217ZM23 106H24V104H23ZM65 106H66V105H65ZM77 106H76V107H77ZM87 106H88V105H87ZM99 106H98V107H99ZM138 106L140 107V109H138V108H139ZM141 106H143V107L141 108ZM145 106H146V108H145ZM161 106H163V107L161 108ZM166 106H167V104L165 105V107H166ZM76 107H75L74 109L77 110ZM85 107H86V106H85ZM88 107H89V106H88ZM134 107H135V108L138 107V108H137L138 110L135 109ZM167 107H168V106H167ZM178 107H179V106H178ZM211 107H212V106H211ZM211 107H210V108H211ZM262 107H263V109H262ZM86 108H87V107H86ZM158 108L161 109V110L159 111ZM173 108H174V109H173ZM183 108L181 107L182 110H183ZM242 108H243V107L239 108L236 112L232 109V111L234 112V113H233V112H229V110L231 111V107H228V108H227V110H228L227 112H229V114H228V115H229V118H228V116L226 115L227 113H226V110H225V115H226V117H227V119H226V117H225V119H226L228 122L231 121V123H232V126H231V124H230V128L232 127V129H234V126H237V124H239V126L237 127V129L235 128V131H237V132H235L234 130H233V132H232V134H233L234 132L236 133V137H235V133H234V138H233V135H232V134H230V135H232L231 137H230V135H229V137H228V138H232V139L234 140V142H237L238 144H237V143H236V144L233 143V140H231L232 142L229 141L230 143L228 142L227 145L225 144L226 147L229 145V147H227V149L232 148V149H231V150H232V153L229 152V155H228V154H227L228 150L225 149V147L222 148L224 145H221L222 147L219 148V145H217L216 143H215V144L212 143V144H211V147L213 148V149H212V150H213V153L211 152V156H212V158H213V155H214V158H215V159L212 160V158L210 157L209 149H210V151H211V148H209V149L207 148V150H208V152H209V154H207V155H208L209 157L206 156V158H205L206 160L203 162V167H202V171L204 170V171H210V172L207 173V175H205V174H203L204 172L201 173V170H200L199 173L202 174V176H203L204 178H205V176L208 177V176H209L208 174L213 173V174L211 175V176H213V177H212V181H211L212 183L214 182L213 180H215L216 178H219V179H216V180H215L214 185H213L211 182H209L208 184H211V185H210V188H212V186H215V188H214V187H213V188H214V192H216V193L214 194V192H213V190H212V192H213V194H214L215 196H217L218 194L220 195V192H221L222 197H221V196H220V197L218 196V197L221 198L222 201H226L228 198L231 199L232 195L234 196V191H237V194H238V193H239L238 188L241 190L242 188H244L243 186H245L246 188L248 187V188H247L248 191H247L246 188H244V191L246 190L247 192H243V193H242L243 196H241L242 194L239 193V194L237 195V197H238V196H241V197H238V198L235 197L237 201L235 200V198H232L231 201H229L228 204H230V202L233 203V201H234V203H236L235 205L238 204V207H239V208H240V206H242L243 208H244L245 206H246V207H248V206L250 207L251 205H249L248 203H247L248 205H245L246 200H247V202L250 201L251 203H253V205H252L251 208H252V209L255 208V210H259L260 207L257 208V205L260 204V206H261L260 209H263V210H260L259 212H257L259 215H257V217L255 218V211L253 210V211H250L248 215L252 214V217L254 216V218L250 217L251 220H250V219H247V220H250V221H252V220L255 221L254 219H256L257 222H256V221H255V222H256V223H259V226H260V224H264V222H263V221H264V219H263V218H264V212L262 213V211H264V201H263V200H264V190H263V189H264V169H261V168H264V139L262 140V138H263V136H264V131L262 130V136H261V134H260L261 132L259 133V129H261V126L259 127V129H258V126L255 127L256 130H254V125L251 126V127H248V124L250 123V120H246L247 118H249V117L247 116V114H248V109L245 108V111L247 112V113H246V112L244 111V108H243V110H242ZM61 109H60V110H61ZM72 109H73V108H72ZM74 109H73V110H74ZM97 109H98V108H96V111H97ZM107 109H108V111H107ZM113 109H112V110H113ZM156 109L158 110V112L156 111ZM163 109H164V111H162ZM187 109H188V110H192V114H193L192 116H193V117H191V114H186L187 116L185 117L184 113L187 112ZM198 109H199V110H198ZM213 109H214V108H212V110H213ZM246 109H247V110H246ZM17 110H18V109H17ZM58 110H59V109H58ZM60 110H59V111H60ZM68 110L70 111L69 108H68ZM82 110H81V112L83 113L82 115H84V114H88V113L83 112ZM130 110H132V111H130ZM134 110H135V111H134ZM222 110H223V108H222ZM241 110H242V111H241ZM255 110H256V109H255ZM59 111H58V113H59ZM61 111H62V110H61ZM61 111H60V112H61ZM63 111H64V110H63ZM63 111H62V113H59V115H60V114H61V115H62V114L65 115L66 111H64L65 113H63ZM78 111H79V110H78ZM78 111H77V115H78V113L80 112V111H79V112H78ZM115 111H116V112H115ZM127 111H128V112H127ZM133 111H134V112H133ZM154 111H155L156 113H154ZM197 111H198V112H197ZM215 111H216V109H215ZM223 111H224V110H223ZM223 111H221L222 114H223V116L220 115V118H222V117L224 118V112H223ZM239 111H240V115L237 114V112L239 113ZM19 112H20V111H19ZM56 112H57V111H56ZM71 112H72V111H70L69 113L67 112L66 114L69 115ZM91 112H92V111H91ZM97 112H98V111H97ZM161 112H162L163 114L168 113L169 116H168V117H165ZM193 112H194V113H193ZM207 112H208V113H207ZM241 112H242V114H241ZM58 113H57V114H58ZM72 113H74V112H72ZM92 113H93V112H92ZM92 113H90V116H89L90 118H92V117H91V116H92ZM111 113L108 114V115L111 116ZM131 113H132V114H131ZM153 113H154V114H153ZM172 113H173V114H172ZM189 113H190V112H189ZM209 113H210V114H209ZM212 113H213V112H212ZM214 113H215V112H214ZM231 113H233V114H231ZM243 113H245L246 115H244ZM75 114H76V113H75ZM75 114H72V116L74 115V118H75V116H76ZM79 114H80V113H79ZM116 114H118V116H119V117L121 116V117L119 118ZM123 114H124L125 116H127V117H125ZM179 114H181V119H183V120H181V119L179 118ZM230 114H231V115H230ZM45 115H46V114H45ZM64 115H63V117H64ZM80 115H81V114H80ZM108 115L106 114V116H108ZM132 115H134V117H133ZM197 115H198V117H197ZM232 115H233V119H234V121H233V119L231 118ZM237 115H238V117L240 116V118H241V119H240V120H241V123H244L245 125H242V124L240 123V121H237V120L239 119V118L237 117ZM242 115H243V116H242ZM260 115H259L258 119H256V121H255V122H256V123H255L256 125H258V121H259ZM43 116H44V113H43ZM78 116H79V115H78ZM112 116H113V115H112ZM159 116H160V118H159ZM163 116H164V117H163ZM172 116H173V117H172ZM218 116H219V115H218ZM245 116H246V119H245ZM23 117H24V116H23ZM41 117H42V116H39V118H41ZM123 117H124V118H123ZM132 117H133V118H132ZM149 117H150V118H149ZM152 117L155 118L154 121H150V120H153ZM161 117H162V118H161ZM213 117H217V116H215V114H214ZM21 118H22V116H21ZM44 118H45V117H43V119H44ZM66 118H67V117H66ZM71 118H73V117H71ZM200 118H201V116L198 118L199 121L196 120L197 123H201V122H202L203 119L201 120ZM211 118H212V117H211ZM220 118H219V119H220ZM223 118H222V119H223ZM230 118H231V120H230ZM261 118H262V117H261ZM47 119H48V118H47ZM47 119H44V120L47 121ZM49 119H50V118H49ZM235 119H236V121H235ZM242 119H243V122H242ZM244 119H245V121H244ZM23 120L25 121V117L23 118ZM23 120H21V122H20V120H19V123L21 124V123L23 122ZM44 120H43V122H44ZM177 120H176V122L180 123V122L177 121ZM187 120H188V119H187ZM213 120L215 121L216 119L214 118ZM213 120H211L212 123L210 124V122H209V118H208V122H209L210 125L214 124V123H213ZM257 120H258V121H257ZM9 121L11 122V120H9ZM9 121H8V122H9ZM48 121H49V120H48ZM112 121H113L114 123H116L115 126H114V124L112 123ZM127 121H129V123H128ZM130 121L133 122V123H131ZM137 121H138V122H137ZM149 121H150V122H149ZM156 121H157V120H156ZM171 121H173V120H171ZM196 121H195V122H196ZM217 121H218V120H217ZM248 121H249V122H248ZM8 122H7V123H8ZM59 122H60L59 125H61L62 122H61V121H59ZM136 122H137V124H136ZM151 122H153V123H151ZM157 122H159V120H158ZM238 122H239V123H238ZM247 122H248V123H247ZM259 122H260V121H259ZM262 122H263V124H260V125H262V129H263L264 119L262 120ZM262 122H260V123H262ZM23 123H24V122H23ZM23 123H22V124H23ZM93 123H94V121H93ZM155 123H156V122H155ZM161 123H162V122H161ZM216 123H217V125H219L218 127L221 126L220 123H219V124H218V122H216ZM216 123H215V124H216ZM5 124H6V123H5ZM5 124H3V126H4ZM20 124H18V126H19ZM48 124H49V123H48ZM159 124H160V122H159ZM234 124H235V125H234ZM11 125H12V123L10 124V127H12ZM24 125H25V124H23V126H24ZM31 125H32V124H31ZM31 125H29V126L27 125L28 127L25 126L27 129L29 128V130H26L25 128L23 129V126H22V125H20V126L22 127L23 130H22L21 128H19L20 126H19V127L17 126V127L20 129V131H18L17 128H16L15 130H17V132H15V131L13 130V131L15 132V133H14L15 136H11L10 133H9V135H10L11 137L17 139V140L20 139V137L23 138V135H24L25 137H26V136H27V137H28V136H31V135L34 133V132L32 133L31 130H30V128L32 129V128L34 127L33 125H32V126H31ZM34 125H35V123H34ZM36 125H37V123H36ZM40 125H41V124H40ZM40 125H39V123H38L37 127H39ZM92 125H93V124H92ZM217 125H216V128H218ZM240 125H241V127H240ZM5 126H6V125H5ZM41 126L43 127V125H41ZM41 126H40V127H41ZM106 126H108V127H106ZM109 126H110V127L112 126L113 128L115 127L116 130H117V132H116V131H112V128H110ZM155 126L158 128V130H159V129H160V130H159V131H158V130L156 131V129H155L156 127H155ZM160 126H162V124H161ZM202 126H203V125H202ZM245 126H246V127H245ZM249 126H250V124H249ZM6 127H7V126H6ZM6 127H5V128H6ZM37 127H36V128H37ZM42 127H41V128H42ZM48 127H49V126H48ZM48 127H47V128H48ZM50 127H52V126H50ZM99 127H100L101 130H99ZM117 127H119V130H118ZM139 127H141V129H140ZM203 127H204V126H203ZM203 127H200L199 130H200V131L203 130L205 133L202 132V131H201L202 133H201L200 131H198V132L200 133V134H199V133L197 132V133L199 134L200 138H201V136H203V134H206V129L203 128ZM228 127H229V126H228ZM244 127L246 128V130H245ZM252 127H253V128H252ZM43 128H44V127H43ZM146 128H147V129H146ZM242 128H243V129H242ZM247 128H248V129H247ZM8 129H9V130H12V129H10L9 127L6 128V132H7V133H8V131H9ZM34 129H35V128H34ZM34 129H33V130H34ZM38 129H39V128H38ZM48 129H49V128H48ZM110 129H111V132H110ZM122 129H123L124 131H120V130H122ZM139 129H140V131H142L143 134L140 133ZM143 129H144V130H143ZM204 129H205V130H204ZM3 130H4V127H3ZM3 130L0 129V131H2V132H3ZM7 130H8V131H7ZM35 130H37V129H35ZM40 130H41V129H40ZM40 130H38V131L40 132ZM49 130H50V129H49ZM49 130H48V131H49ZM113 130H115V129H113ZM145 130H146L147 132H146ZM149 130H150V131H153V132L150 133ZM247 130H250V131L254 130L255 132H254V131L250 132V131H247ZM4 131H5V130H4ZM21 131H26V132H29V131H30L31 133H27V135H26L25 133L22 132V133H23V135H22V134H20ZM43 131H44V133H43V137H44V138L42 137V138H43V142H42V143H44V142L46 141L47 137H48V136H47V131H46V130H43ZM260 131H261V130H260ZM45 132H46V133H45ZM52 132H53V131H52ZM92 132H93V131H92ZM92 132H91V133H92ZM94 132H95V131H94ZM100 132H99V133H100ZM103 132H102V133H103ZM158 132H159V134H158ZM238 132H241V135H242V132H244L243 135H242V137L240 136V133H238ZM248 132H249V133H248ZM3 133H4V132H3ZM7 133H4V134L6 135V137H7ZM11 133H12V131H11ZM36 133H37V132L35 131L34 134H36ZM48 133H49V132H48ZM50 133H51V132H50ZM91 133H90V134H91ZM95 133H96V132H95ZM117 133H118V134H117ZM161 133H162V131H161ZM257 133H259V134H258L259 137L257 136ZM12 134H13V133H12ZM14 134H13V135H14ZM30 134H31V135H30ZM67 134H69V133H67ZM70 134H71V133H70ZM144 134H145L146 136H144ZM237 134H238V135H237ZM245 134H247V136H246ZM248 134H249V135H248ZM16 135H18V136H17L18 138L16 137ZM48 135H49V134H48ZM50 135H51V134H50ZM50 135H49V136H50ZM65 135H66V134H65ZM80 135H81V134H80ZM91 135H93L92 137L94 138V135H95V134L92 133ZM91 135H87V136H88V137H89V136L91 137ZM113 135H114V136H113ZM160 135H161V134H160ZM254 135H255V136H254ZM66 136H67V135H66ZM66 136L64 137V139L66 138V139L69 141V138H70V137H69V136L66 137ZM77 136H79V134H77ZM82 136H83V135H82ZM82 136L80 137L81 139H82ZM87 136H86V135L83 136V137H85L84 139H85L86 141L89 140V139L87 138ZM95 136H97V135H95ZM108 136H107V138H109ZM161 136L164 137L163 133H162ZM199 136L197 137V142L199 143L198 146L202 145V144H200V143H203V141H200V140H201V139L204 140V138H201V139H200ZM238 136L241 137V138H238ZM243 136H244V139H243ZM6 137H5V138H6ZM11 137H10V138L7 137V138L9 139L7 143H10V141L13 140ZM27 137H26V139L29 138V137H28V138H27ZM33 137H35V136L33 135ZM45 137H46V138H45ZM51 137H52V139H54L52 135H51ZM90 137H89V138H90ZM92 137H91V138H92ZM114 137H115V138H114ZM117 137H118V136H117ZM141 137H143L144 139L141 138ZM248 137H249V138H248ZM260 137H261V138H260ZM7 138H6V139H7ZM31 138H32V137H31ZM72 138H74V136H72ZM76 138H77V139H76ZM76 138L71 139V140H73V141L70 140V142H74L75 139L78 140L79 137H76ZM111 138H110V139H111ZM118 138L120 139V137H118ZM118 138H116V139H118ZM156 138H157V139H156ZM237 138H238L239 141L237 140ZM32 139H34V138H32ZM32 139H31V140H32ZM52 139H50V140L53 141ZM98 139H100L99 136H98ZM150 139L152 140V143H150V142H151ZM153 139H154V140H153ZM162 139H163V138H162ZM256 139H257V140H256ZM258 139H259V140H258ZM20 140H22V139H20ZM54 140H55V139H54ZM79 140H80V139H79ZM85 140H84V141L81 140V141H79V142H80V143H83V145H84V144H86V143H84V142H86ZM108 140H109V139H108ZM113 140H111L110 142L113 143ZM120 140H121V139H120ZM159 140H160V139H159ZM159 140H158V141H159ZM244 140H245V141H244ZM2 141L6 142L4 139H3ZM25 141H26V140H25ZM25 141H24V142H25ZM47 141H48V139H47ZM56 141H57V140H56ZM82 141H83V142H82ZM115 141H117V140H115ZM158 141H157V142H158ZM241 141H242L243 143H242ZM261 141H262L263 143H262ZM11 142H13V141H11ZM19 142H20V143H19ZM19 142H18V143L21 144V141H19ZM26 142H27V141H26ZM31 142H32V141H31ZM49 142H50V141H49ZM70 142H69V143H70ZM75 142H76V141H75ZM79 142H78L77 144H80ZM89 142H90V141H89ZM240 142H241V143H240ZM18 143L16 142V143H13V144L16 145V144H18ZM29 143H30V142H29ZM50 143H51V142H50ZM55 143H56V142H55ZM65 143H66V140H65ZM121 143H123V142L121 141ZM239 143H240L241 145H240ZM254 143H255V144H254ZM22 144H23V143H22ZM44 144L46 145V143H44ZM48 144H49V143H48ZM72 144H73V143H72ZM23 145H24V144H23ZM52 145H55V144H54V143H53V144H50V147H48V148H49L48 151H49V153L51 154V155H49L50 157L47 156V155H48V151L45 152V153H47V155H45V153H43V154H40V155H43V156H39V157L36 156V158H40V160H39V159H38V160H39L42 164H41V163L38 164V160H36L35 157H34V158H35L34 160H36V161L33 160V161H34V164L36 165V168L44 169V171L42 170V172H44V173H42V174H44V177H41V179L44 178L46 183H47V181H48V178H47V177H48V175H49L47 172L45 173L46 169L48 168L47 171H48V172L50 171V174H51L52 176H54V173L56 172V170H54V169H55L56 167H55V164H54V165L52 164V162L54 163V162L56 161V158H57V159H63V157H65V156L68 155V154H64V153H67V151L64 149V150H61L62 153L64 154V156H63L62 158H58V157H59L58 155L61 154V152L58 150V148L60 149V146H58V144H57V146L55 145V149H56V151L53 152V151L51 150V149H52ZM68 145L70 146L71 144H68ZM68 145H67V146H68ZM86 145H87V146H86ZM86 145H84L83 147H84V148L87 147V148H86L87 150H86V149H85V150H86V151H89L90 149H88V145H90V144L87 143ZM122 145H125V144H122ZM212 145H213V146H212ZM215 145H216V147L214 148ZM239 145H240V147H239ZM61 146H62V145H61ZM74 146H76V144H75ZM80 146H81V144H80ZM130 146H131V145H130ZM132 146H133V145H132ZM198 146H197V147H198ZM217 146H218V147H217ZM252 146H253V147H252ZM257 146H258V147H257ZM62 147H63V146H62ZM72 147H73V146H72ZM120 147H122V146L120 145ZM123 147H124V146H123ZM123 147H122V148H123ZM126 147H127V145H126ZM126 147H125V148H126ZM133 147H134V146H133ZM244 147H245V148H244ZM69 148H71V147H69ZM84 148H82V150H83ZM134 148H135V147H134ZM218 148H219V150H218ZM248 148H249V149H248ZM250 148H251V149H250ZM53 149H54V148H53ZM55 149H54V150H55ZM72 149H73V148H71V151H75V150H72ZM120 149H121V148H120ZM127 149H128V147H127ZM127 149H126V150H127ZM223 149H224V150H223ZM238 149H239V150H238ZM50 150H51V152H53L54 154L57 152V153L55 154L56 156H53L54 154L52 155V153L50 152ZM82 150H81V151H82ZM91 150H92V148H91ZM126 150L123 149V150H121V151L125 152L126 155H127V153H128V155L130 154L129 156H131V157L134 156L135 150H133L132 147H131V150L134 151V153L131 152L129 149L127 150V152H126ZM214 150H216V153H217V151H218V153H219L220 155H219V156H215V155H217V154H216V153L214 154V152H215ZM225 150H227V151H225ZM235 150H236V154L234 153ZM237 150H238L239 152H241V153H238ZM240 150H241V151H240ZM86 151H84V152L86 153ZM91 152H92V151H91ZM123 152H122V153H123ZM208 152H207V153H208ZM222 152H223V153H222ZM70 153H71V152H70ZM70 153H69V154H70ZM72 153H73V152H72ZM81 153H83V152H80V154H79L80 156H81ZM89 153H90V151H89ZM89 153H88V155L91 154V153H90V154H89ZM120 153H121V152H120ZM224 153H225V155H224ZM237 153H238V154H237ZM242 153H243V154H242ZM123 154H124V153H123ZM233 154H234L235 156H234ZM250 154H251V155H250ZM91 155H92V154H91ZM136 155H137V154H136ZM46 156H47V157H46ZM51 156H52V158H54V157H56V158L51 160ZM121 156H122V155H121ZM227 156H228V158H230V160L227 158ZM231 157L234 158V159L232 160ZM49 158H50V159H49ZM87 158H88V156H87ZM123 158L125 159V158H127V157H125V156L123 155L122 159H123ZM128 158H129V157H128ZM235 158H236V159H235ZM79 159H80V158H79ZM88 159H91L90 161L93 162L92 159H94V158H92L91 156H89ZM237 159H238V160H237ZM44 160H46L47 162L44 161ZM80 160H81V159H80ZM125 160H126V159H125ZM125 160H124V161H125ZM208 160H209V161H208ZM210 160L212 161V163H210ZM90 161L88 162L87 159H84V162H86V165H88L87 162L90 163ZM95 161L97 162V163H96V162H95V163H96L98 166H100L99 162H98L97 160H95ZM122 161H123V160H122ZM206 161H207V162H206ZM213 161H214V162H213ZM230 161H231V162H230ZM44 162H45V163H44ZM92 162H91V163H92ZM208 162L212 165V166L209 165L210 168H209V166H208ZM55 163L57 164V161H56ZM81 163H83V162H81ZM91 163H90V166L88 165L89 167H91ZM93 163H94V162H93ZM93 163H92V164H93ZM95 163H94V164H95ZM227 163H228L229 165H228ZM44 164H46V165H44ZM48 164H49V165H48ZM83 164H84V163H83ZM243 164H244V165H243ZM245 164H246V165H245ZM42 165L46 166L47 168H44V166H42ZM86 165H82L81 167L83 168V167H85ZM205 165H206V166H205ZM248 165H249V166H248ZM48 166H49V167H48ZM52 166H54L55 168L52 167ZM56 166H57V165H56ZM240 166H241V167H240ZM259 166H260V167H259ZM86 167H87V166H86ZM86 167H85V168H86ZM89 167H87V168H89ZM214 167H215V168H214ZM235 167H237V168H235ZM254 167H256V168H254ZM91 168H92V167H91ZM91 168H90V169H91ZM130 168H131V167H130ZM231 168H232V169H231ZM245 168H246V169H245ZM251 168H253V169H251ZM258 168H260V169H258ZM98 169H99V168H98ZM101 169H102V168H100V170H101ZM131 169H134V168H131ZM33 170H34V169H33ZM33 170H32V171H33ZM83 170H84V169H83ZM91 170H94V169L92 168ZM102 170H103V169H102ZM102 170H101V172H99V173H101L100 175L102 176L103 180H107V178L103 177L105 174H102V173H106L108 170H107V171L103 170V172H102ZM110 170H111V169H110ZM215 170H216V171H215ZM248 170L254 171V174H253V172H251L253 175H252V174H249L250 172H249ZM36 171H38V170L35 169L34 172H33V173H34L33 175H35ZM51 171H52V173H53V171H55V172L52 174ZM104 171H105V172H104ZM113 171H114V170H113ZM227 171H228V172H231V175H230ZM235 171H236V172H235ZM247 171H248V172H247ZM257 171H258V172H257ZM24 172H26V173H24ZM39 172H40V171H39ZM84 172H85V171H84ZM97 172H98V171H97ZM131 172H132V171H131ZM261 172H262V173H261ZM30 173L32 174L31 171L29 172V174L27 173V171H23L22 174H23L24 176H22V174H21V176H19L18 178H22L21 180H23V181H24L23 183L25 184L26 182H28L27 179L25 178V176H27V177H34V176L31 175ZM63 173H64V174H62V175H65V176H64V179H65L66 174H65V172H63ZM90 173H91V175L94 174V176H96V172L92 173V171H91ZM112 173H113V172H112ZM128 173H129V172H128ZM178 173H179V172H178ZM180 173H181V171H180ZM246 173H247V176H248V177L246 176ZM255 173H256V174H255ZM260 173H261V175H260ZM47 174H48V175H47ZM82 174L84 175V173H82ZM97 174H98V173H97ZM106 174H107V173H106ZM200 174H199V175H200ZM216 174H217L219 177L216 176ZM244 174H245V175H244ZM257 174H258V177H255V176H257ZM45 175H46L47 177H45ZM51 175H50V177H49L50 179H51ZM83 175H82V176H83ZM108 175H109V174H108ZM176 175H177V176H180V175H182V173L179 174V175L176 173ZM251 175H252V177L254 176L252 180H251V177H250ZM42 176H43V175H42ZM133 176H134V175H133ZM183 176H184V174H183ZM183 176L180 177V178L182 179ZM202 176H201V177H202ZM211 176H210V177H211ZM215 176H216V178H215ZM221 176H222V177H221ZM259 176H260V178H261V177H263V178L260 179ZM38 177H39V174H38ZM89 177H90V176H89ZM134 177H135V176H134ZM210 177H208V178L206 179V182H207L208 180L210 181V179H209ZM235 177H236V178H235ZM80 178H81V177H80ZM84 178H85V177H84ZM95 178L99 179L100 177H98V175H97ZM108 178H109V180L111 181L110 177H108ZM129 178H131V177H129ZM226 178H227V179H226ZM25 179H26V182H25ZM64 179H63V180H64ZM81 179L84 181L83 177H82ZM87 179H88V178H87ZM90 179H92V178H90ZM93 179H94V178H93ZM132 179H133V177H132ZM134 179H135V178H134ZM134 179H133L132 181H134ZM232 179H233L234 181H233ZM259 179H260V180H259ZM15 180H16V179H15ZM21 180H20V181L18 180L20 186L17 185V183H16L17 181H16V182H15V181H11L9 185L11 186V184H13L12 182L16 183V185L13 184V185H14L13 188H15L14 190L17 192V190L19 189L18 187L24 189V187H23L24 184H23V183H22L23 185L21 184V182H22ZM37 180H38V179H37ZM39 180H40V179H39ZM39 180H38V181H39ZM52 180H53V179H51V181H52ZM65 180H66V181H64V182H67V185H66L67 187H66L65 185H64V187H66V189L68 188L67 190L64 191V193H66V196H65V194H64L62 191H61V192H62L63 194H61V193H57V192H58L57 190L59 189V187H60V189L63 188V186H62V187H61V186H58V189L55 190V197H61V196L64 197V196H65V199L67 200L66 197H67V196H68V197L70 196V195H67V194L70 193V192H68V191H70V189L72 188V185H71L72 183H71L70 181L68 182V181H67V178H66ZM128 180H129V179H127V181H128ZM184 180H187V178L184 179ZM246 180H248V181L250 180V181H249V182H248V181L245 182ZM33 181H34V178L31 180V182H33ZM38 181H37L36 183L39 185ZM85 181L87 182L86 179H85ZM85 181H84V182H85ZM94 181H97V180H94ZM98 181H99V180H98ZM101 181H102V179H101ZM107 181H108V180H107ZM129 181H130V180H129ZM132 181H130V182H132ZM135 181L137 182L136 179H135ZM238 181H239V182H238ZM31 182H30V185L32 186V183H31ZM108 182H109V181H108ZM216 182H218V183H217L218 185L216 184ZM240 182H241V183H240ZM256 182H257V183H256ZM259 182H260V183H259ZM36 183H34V184L36 185ZM40 183H41L40 185H42V187L46 185L45 183H44V185H43L42 182H41V180H40ZM68 183H69L70 185H68ZM132 183L134 184V182H132ZM185 183L187 184L188 182L185 181ZM233 183H234V184H233ZM254 183H255V184H254ZM26 184H27V183H26ZM26 184H25V185H26ZM48 184H49V183H48ZM137 184H138V182H137ZM243 184H247V185H243ZM248 184H249V185H248ZM27 185H28V184H27ZM30 185H29V186H30ZM35 185H34V186H35ZM49 185H50V184H49ZM189 185H191V186H189ZM189 185H188V187H190V189H191L193 183H192V184L189 183ZM237 185H238V186H237ZM254 185H255L256 187H255ZM36 186H37V185H36ZM46 186H47V185H46ZM46 186H45V187H46ZM50 186H52V185H50ZM69 186H70L71 188H70ZM142 186H143V185H142ZM194 186H195V185H194ZM194 186H193V188H194ZM239 186H240V187H239ZM11 187H12V186H11ZM136 187H137V186H136ZM140 187H141V184H140ZM144 187L147 189V185H144ZM241 187H242V188H241ZM16 188H18V189H16ZM26 188H27V187H26ZM28 188L31 189V187H28ZM38 188H40V190H42L43 193H45L46 195L49 196V189L41 188V187H39V186H38ZM69 188H70V189H69ZM138 188H139V186H138ZM141 188H142V187H141ZM141 188H139V189H141ZM193 188H192V189H193ZM213 188H212V189H213ZM231 188H232V189H231ZM23 189H21V190H22L23 192H25ZM33 189H34V188H33ZM33 189H32V190H33ZM51 189H52V187H51ZM63 189H64V188H63ZM63 189H62V190H63ZM142 189H144V188H142ZM229 189H230V190H229ZM14 190H11V191L9 192L10 194L13 193V195H11L12 197H14V193H16V192H13ZM27 190H28V189H27ZM35 190H36V189H35ZM35 190H34V191H35ZM37 190H39V189H37ZM74 190H75V187H74ZM112 190H114V189H112ZM186 190H188V189H186ZM222 190H223V191H222ZM227 190H228L229 192H227ZM242 190H243V189H242ZM255 190H258V191H256V193L254 194V191H255ZM28 191H29V190H28ZM42 191H41V192H42ZM46 191H47V193H46ZM56 191H57V192H56ZM136 191H138V190H136ZM188 191H189V190H188ZM205 191H206V190H205ZM217 191H218V193H217ZM23 192H21V193H23ZM38 192H39V191H38ZM134 192H135V191H134ZM185 192H186V191L184 190V192H183V193L181 192V193H182V194H185ZM190 192H191V193H190ZM201 192H202V193H201ZM201 192H200V193L202 194L201 197H202V198H203V197H205V198L207 197V198H206L207 201L210 202V200L213 199V196H209V195L211 194L210 192H208V191H207V192H203V191H201ZM222 192H223V193H222ZM232 192H233V194H231ZM252 192H253V193H252ZM260 192H261V193H260ZM18 193L20 194V190L18 191ZM36 193H37V192H36ZM43 193H42V194L40 193V194H41L42 196L44 195V197L46 198L47 196H46L45 194H43ZM139 193H140V191H139ZM141 193H143V192L141 191ZM141 193H140V194H141ZM181 193H180V194H181ZM189 193L192 194V191H189ZM207 193H210V194L208 195ZM40 194L37 193V197H40ZM112 194H113V192H112ZM133 194H134V193H133ZM136 194H137V193H136ZM206 194H207V195H206ZM213 194H211V195H213ZM216 194H217V195H216ZM244 194H245L247 197H245ZM23 195H24V194H23ZM115 195H117V194H115ZM138 195H139V194H138ZM186 195H187V196H190V195H188L187 192H186L185 196H184V197L182 196L183 199H182L181 197H178V195H177V197H175V202H176V204H179V205H177V206L182 205V204H183V203H182L183 201H184V202L187 201V202H185V203H187V204H188V202H189V203H190V202H193V200H191V199H190L191 201L187 200L186 198H188V197H187ZM203 195H204V196H203ZM224 195L227 197V199H226V197H225ZM235 195H236V194H235ZM251 195H252V196H251ZM253 195H254V196H253ZM19 196H22V195H18V194L16 193L15 197L19 198ZM42 196L40 197L42 200L39 201L37 204H39V203L41 202L42 205H43V207H44V205L46 204L45 201H48L47 203L51 204V202L54 201L53 199H55V198H52L51 201L49 202V200H47L48 198L45 200V198L42 197ZM134 196H135V195H134ZM136 196H137V195H136ZM191 196H192V195H191ZM191 196H190V197H191ZM228 196H230V197H228ZM249 196H250V197H249ZM22 197H23V196H22ZM224 197H225V200L223 199ZM248 197H249V198H248ZM256 197H257V198H256ZM49 198H50V197H49ZM20 199H21V198H20ZM36 199H37V198H36ZM38 199H39V198H38ZM38 199H37L36 201H38ZM65 199L63 200V201H64V205L67 204ZM176 199H180V200L182 199V201H179V200H176ZM188 199H189V198H188ZM203 199H204V198H203ZM239 199H240V200H239ZM253 199H254V200H253ZM256 199H257V200H256ZM258 199H259V200H258ZM39 200H40V199H39ZM43 200H44V202H42ZM56 200H57V199H56ZM238 200H239V201H238ZM244 200H245V202H243ZM251 200H253V202H252ZM255 200H256L257 202H256ZM178 202H179V203H178ZM239 202H240L241 204H240ZM250 202H249V203H250ZM33 203H34V202H33ZM35 203H36V202H35ZM65 203H66V204H65ZM185 203H184L182 206H180V207H181V208H184L183 206H185V209H187ZM23 204H25V205H23ZM55 204H56L57 207L59 208V209H58L59 211H60L61 208L64 206V205H63V206L61 207V205H62V200L60 201V204H61V205H58L59 203H57L56 201H55ZM128 204H129V206H130V205H131V206L133 205V203H132V202H129V201H128ZM255 204H256V205H255ZM1 205H2V204H1ZM30 205L33 206L34 204L32 205V203L30 202V204L27 203V205H26V202L23 201V203L21 204V208H22V210H24L25 208H28V209H29V210H28L29 212H27V211H26V212L32 215L33 211L30 210V207H29ZM35 205H36V204H35ZM52 205H53V203H52ZM190 205H191V204L188 205V206H189V210L187 209L186 212L188 213V211H190L188 217H189V220L191 221V223H189V224H191L193 227H195V230L193 231V234H190V233H189L190 235L187 234L188 231H189V232H192L193 227H192V229H190L191 227H189V226L187 225L188 227H185V228H184V226L187 224L186 220L184 221V223H186V224L183 223L182 229L184 228L185 231H186V229H188V231L186 232V235H188V236H192V239H194L193 237H194L195 234H196L195 232H198V231H196V229H197L196 227H198V228L200 227L202 231L204 230V227H205L206 230H207V225H208L207 223H208V222H207L205 225L202 226V224H203L202 222H206V220H205V221H202V219H201V218L203 217V220H204V218H205V214H201V213L199 212V213H200L199 215H201V216L203 215L202 217L199 216V215L196 213V212H198V210L195 211V209L193 208V207H194V206H193L194 204L191 206L192 209H190ZM244 205H245V206H244ZM254 205H255V207H253ZM2 206H3V205H2ZM22 206H23V207H22ZM38 206H39V205H38ZM45 206H48V204H46ZM53 206H54V205H53ZM59 206H60V207H59ZM226 206H227V208L230 210V205H229V206L226 205ZM231 206H232V205H231ZM33 207H34V206H33ZM40 207H41V206H40ZM57 207H56V209H57ZM64 207H65V206H64ZM212 207H214V206H211V208H212ZM238 207H237V208H238ZM262 207H263V208H262ZM3 208H4V207H3ZM21 208L19 209V212L22 211ZM23 208H24V209H23ZM31 208H32V207H31ZM35 208H37V207L35 206ZM35 208H33V210H35ZM38 208H39V207H38ZM46 208H47V207H46ZM46 208H45L44 210L47 211L49 208H47V209H46ZM50 208H51V206H50ZM68 208H69V207H68ZM68 208H66V210H69V209H70V208H69V209H68ZM195 208H196V206H195ZM239 208H238V209H239ZM243 208H242V209H243ZM185 209H184V210H185ZM196 209H197V208H196ZM214 209H216V208H212V214H211V215H214V216H215V215L218 213V210H217V213L214 214V212H213ZM242 209L240 208V210H242ZM252 209H251V210H252ZM1 210H2V208L0 207V212H1ZM25 210H26V209H25ZM25 210H24V211H25ZM39 210H41V209L39 208ZM53 210H54V208H53ZM35 211H36V210H35ZM51 211H52L51 209L48 210V216H47V217H49L48 219H50V220L52 219V220H53V218H54V216L56 215V213L53 212V213H55V215H54ZM192 211H193V212H192ZM219 211H220V210H219ZM227 211H228V210H227ZM230 211H231V210H230ZM230 211H228V213H229ZM49 212H50V213H49ZM60 212H61V211H60ZM63 212L66 213L65 211H63ZM70 212L72 213V210L67 211L66 215H67L68 213H70ZM186 212H185V213H186ZM215 212H216V210H215ZM24 213H25V212H24ZM35 213H36V212H35ZM35 213H33L34 216H33V215H32V216L30 215V216H31L30 218H29V215H27L28 218H29V219L32 218V219H34V220L36 219L37 221H38V219L40 218L41 221L43 220V223H44V222L46 223V225L44 224L43 226H46V227H48V228H49V226H48L49 224H55V223H52V221L50 222L48 219H46V218L44 217V215H42L43 217H41V215H40L39 218L37 219L38 216H35ZM40 213H41V212H39L38 214H40ZM51 213H52V215H51ZM187 213L185 214V215H186L185 217H187ZM261 213H262V215H261ZM42 214H45V213L42 212ZM73 214H75V213H73ZM73 214H72V216H73ZM76 214H77V215H76ZM76 214H75L76 217H77V216H80L79 213H76ZM153 214H154V215H153ZM190 214H192L193 217H192V215L190 216ZM219 214H220L221 216H220ZM253 214H254V215H253ZM25 215H26V214H25ZM45 215H46V214H45ZM53 215H54V216H53ZM66 215H65V216H66ZM146 215H148V217H149V216H150V217H151V216L153 217V216H155V213L152 212V211H148V214H146ZM229 215H230V213H229ZM21 216H22V215H21ZM50 216L53 217V218H50ZM72 216H70V217H72ZM217 216H218V218H217V219L215 218V219H216V220H215V223H217V225L221 223V224L219 225V226H221L222 224L226 225V223H227L226 226H223V225L221 226V229H222V230L231 228V227L229 226L230 224L228 223V222H230V217H231V215L228 217L229 221H227V219H226L227 216L222 215L221 212H219V213L217 214ZM217 216H215V217H217ZM219 216H220V218H221L223 221H222L221 219L219 220ZM232 216H233L232 218L235 219V216H234L233 214H232ZM33 217H36V218H33ZM68 217H69V216H68ZM74 217H75V216H74ZM80 217H81V216H80ZM148 217L146 216V218H148ZM190 217H191V218H190ZM238 217H239V216H238ZM260 217H261V219H260ZM42 218H43V219H42ZM44 218H45V219H44ZM55 218H59V217L56 216ZM60 218H61V217H60ZM78 218H79V217H78ZM153 218H154V217H153ZM153 218H151V219H153ZM195 218H196V219H195ZM224 218H225V219H224ZM232 218H231V219H232ZM236 218H237V217H236ZM62 219H63V217H62ZM69 219L72 221L74 218H69ZM69 219H66V218H65L64 220H59V221H62V222L64 221V223L67 224V223H68L67 221H70ZM75 219H76V218H75ZM185 219H186V218H185ZM199 219H200V221H199ZM258 219H260L261 222H260V220H258ZM36 220H35L34 222L31 221V223H35V222H36V223H38L40 226H42V224H41L42 222H37ZM44 220H46L47 222L44 221ZM56 220H57V219H56ZM77 220H79V219H77ZM77 220H76V221H77ZM84 220H85V219H84ZM141 220H142V219H141ZM218 220H219V221H218ZM247 220H246V221H247ZM48 221H49V222H48ZM54 221H55V220H54ZM65 221H66L67 223H66ZM73 221H74V220H73ZM76 221H75V223H76ZM80 221H81V219L79 220V222L77 221V223H76V224L79 223L78 226L76 225V226L78 227V230L75 229V228H74V230H75L76 233H77V231H78V232H81V234H83V232H82L81 230H79V229H81V227H84L83 225L80 224L81 222H84V221H83V220H82L81 222H80ZM162 221L164 222V220H162ZM201 221H202V222H201ZM221 221H222V222H221ZM224 221H225V223H224ZM56 222H58V221H56ZM87 222H89V221H87ZM47 223H48V225H47ZM69 223H71V222H69ZM75 223H74V225H75ZM91 223H92V224H91ZM158 223H159V221H158ZM158 223H157V224H158ZM248 223H249V222H247V224H248ZM58 224H59V222L56 223L55 225H58ZM84 224H86V223L84 222ZM90 224H91V226H95V225H93V222H90ZM159 224H162V222L160 221ZM163 224H164V223H163ZM252 224H254V223H252ZM252 224H251L250 226H252V229H255V230H256V227H257V226L255 227V226H253ZM61 225H62V224H61ZM67 225H68V224H67ZM71 225H72L71 227H73V224H72V223H71ZM254 225H255V224H254ZM58 226H60V224H59ZM79 226H81V227H79ZM85 226H86V229H87L88 227H90L89 225H85ZM201 226H202V227H201ZM259 226H258V227H259ZM46 227H43V229L45 230L44 232H46V233H45L46 236H45V235H43V236L47 237V239H48V243H49V239L52 240V239L55 238V237H56L57 240H58V239L60 240V238H58V237H61V238H62V236H64L62 233H64L63 230H64L67 226H63L62 228L65 227L64 229H62L61 226H60L61 229H60V228H59V229L62 231V233H61V231H59V230L57 229L58 234L60 233L59 235L56 234V232L53 231L52 228H49V233L52 231V233H55L56 235H58V237H57L56 235L52 234V235L55 236V237L53 236V238H52L50 235H47V234H49V233H47L48 231L46 230ZM53 227H54V226H53ZM154 227L156 228L157 226H154ZM161 227L164 228V229L161 228L160 230H156V232H157L158 234H160V238H161V239H160V238H158V239H159L160 241H162L161 243H163V241H164L165 243H163V245H162V244L160 243V241H159L157 238L154 239V237H151V239L153 238L154 244H155V245L157 246V248H158V249L155 251V253H157V254L159 253V254L162 256V257H160V258L163 259V263H164V264H186V261H187L188 259L190 260L191 258H188V257H187V258L185 259L186 261H184V259H183V260H179L178 258H176V257H177V256H176L175 258L178 260V261H177V260H175L174 256H169V255H167L169 248H170V247L173 248V246H175V244H172V246H171L170 244H171V243H174V241H176V243H177L178 235H177V232H176V233H175V232H172L173 234L175 233L176 236H177V237H176L175 234H174V235L172 234V237L174 238V241H173V238L170 237V235H169V237H168V234H169L170 232L167 233L168 231L165 230V229H167V228H165V224H164V227H163V226H161ZM260 227H261V226H260ZM263 227H264V226H263ZM56 228H57V226H56ZM91 228H92V229H91ZM91 228H88V230L90 229V230H89V231H90L89 234H88V232H86V230H84V231H85V232H84L85 235L83 234L84 236H86V235L88 236V235H89L90 237H89V236H88V237H89V239H91V240L86 239L87 237H86V238L84 237V238H85V241L83 240V242H93L92 240H93L94 238H96V237H97L96 239L98 240V237H99V235H100V234H99V233H100V230L97 232L96 230H97L98 227H97V228L95 227V229H94V227H91ZM158 228H160V226H159ZM200 228H199V229H200ZM223 228H224V229H223ZM232 228H233V225H232ZM93 229H94L95 231H93ZM98 229H99V228H98ZM199 229H197V230H199ZM258 229H259L260 232L262 231L263 235H261L260 238L263 239V241H264V237H263V236H264V232H263L262 229H260V228H258ZM263 229H264V228H263ZM50 230H51V231H50ZM55 230H56V229H55ZM68 230H69V229L64 230L65 233H67V235L64 236L65 238H67V236H69V235L71 234V232H68ZM70 230H71V231H74L73 229H70ZM91 230H92V231H91ZM162 230H163V232H164V235H163L162 232H160V231H162ZM164 230H165V231H164ZM167 230H168V229H167ZM190 230H191V231H190ZM246 230H247V229H246ZM66 231H67V232H66ZM204 231H205V230H204ZM75 232H73V233H75ZM92 232H93V233H92ZM96 232H97L99 235H97ZM224 232L226 233L225 230H224ZM31 233H32V232H31ZM73 233H72V235H73ZM94 233H95V234H94ZM198 233L202 235L203 241H201V242H202V243H201L199 240H198V241H199V242H198L196 239H194L195 241H197V243H201V244H202V245L200 244L202 248L197 249V248H198V245H197L196 242H194L193 246L196 247L195 244L197 245V248H195L196 251H199L201 254H204V255H205V252L210 251L211 249H212V251L215 250L214 253L210 252V254H209V256L211 255V257L213 258V260H212V258H209V256L207 255L209 259L207 258L208 260L205 259V261H206V262L208 261V264H209V262H211V263H213V264H221V262H222V260H224V258L226 259V261H225V260H224V261L227 262V257H226L227 255H229L228 257L232 258L233 260L235 259L234 262H233V264H234V263H239V262H240L239 264H243V263L246 264V262H248L247 264H249V263H251V264H253V263L258 264V263H260V262H261V264H264V256H263V255H264V253H263V252H264V245H263L264 243H258V244H257V243L255 242V245H254V247H253V249L257 250V248H256L255 246H258V245H259L260 248L263 250V252H262V250H259V248H258L259 251L257 250L256 252L253 251V250L250 251V249H251V245L249 244V245H250V248H249V247H248L249 245L247 246V244H246V246H245V244H243L244 247H246L248 251L245 250L244 247L241 246L242 249L245 250V252L242 250V251H240L239 253H237V248H240V245H239L238 243H236V241H232V243L234 242V244H235L234 247H233V245L230 246V244H229L228 246L225 247V240L228 238V234H225V235H224L223 232H222L223 234H221V232H220V234L218 235L217 232H216V233L214 232V235H215V234L217 235V236H214L213 233H212V234H211V233H210V234H206V233H207V231H206V233H205L206 235H203L202 232H201L200 230H199ZM203 233H204V232H203ZM68 234H69V235H68ZM78 234H79V233H78ZM165 234H166L167 238H169V242H170V244H168V242H167L168 240H167V238H165V237H166ZM31 235H32V234H31ZM34 235H35V234H34ZM34 235H32V236H34ZM93 235H94L95 237H94V238H91V237H93ZM162 235H163V237H162ZM196 235H197V234H196ZM208 235H210V236L208 237ZM223 235H224V237H223ZM226 235H227V237H226ZM32 236L29 235V238H32ZM49 236H50L51 238H50ZM73 236H74V235H73ZM76 236H78V235H76ZM76 236H74V237L78 240V238H77ZM164 236H165V237H164ZM37 237H38V236H37ZM37 237H35L36 239H35V238H32V240H31V242H30V243H33L32 246H31V248L33 247V249H34V247L36 248V247L38 246V247H39V249L37 248L38 250H40V248H43V247H44V249L46 248V250L48 249V250H50V251H53L54 249L56 250V248H57V244H58V247H60V246H59L60 243H58V242L55 241V242L57 243V244H56V243L54 242L55 239H53L52 242L50 241V243H49V245H48V243L46 244V242H43V241H45V240H43V239L41 240V239H39V237H38V239H37ZM71 237H72V236H71ZM78 237H79V236H78ZM221 237H222V240H224V239L226 238V239L223 241V244H222V246H224V247L221 248V251H220V250L217 251V250L215 249V248H216L215 246H218V245H219L218 247H219V248L221 247V245L218 243V242L221 241V240H220ZM43 238H44V237H43ZM81 238L83 239L82 235L79 237L80 241H82ZM170 238L172 239V241H171ZM190 238H191V237H190ZM202 238H201V239H202ZM206 238H207V239H206ZM216 238H217V239H216ZM45 239H46V238H45ZM164 239H166V240H164ZM175 239H176V240H175ZM204 239H206V241L209 239V241L207 242V244L209 245V247H207V248L204 247V245L206 246V241H205ZM214 239H215V240H214ZM27 240H28V239H27ZM33 240H35L37 244H34ZM38 240H41L43 243H40V244H39ZM59 240H58V241H59ZM61 240H62V239H61ZM156 240H157V241H156ZM213 240H214V241H213ZM227 240H229V238H228ZM227 240H226V241H227ZM41 241H40V242H41ZM158 241H159V242H158ZM261 241H262V240H261ZM59 242H60V241H59ZM156 242H157V243H156ZM179 242H180L181 246H183V245L186 246L185 244L182 243V241H178V243H179ZM209 242H213V243H209ZM166 243H167V244H166ZM178 243L176 244V246L178 245ZM192 243H193V242H192ZM216 243H217V244H216ZM232 243H231V244H232ZM250 243H251V242H250ZM43 244L46 245V246H43ZM52 244H53V245H52ZM160 244H161V245H160ZM165 244L168 245V246H166ZM214 244H216V245H214ZM252 244H253V242H252ZM41 245H42V246H41ZM50 245L53 246V247H55V248L51 247ZM54 245H56V246H54ZM208 245H207V246H208ZM213 245H214V246H213ZM125 246H126V248H124ZM125 246L123 247V248H124L123 250H125V251H121L122 249H120L121 252L119 251V255H120V254H123V255L125 254V256H126V255H127V256H126V257L124 256V257L127 258L129 255L126 253V251L128 252L129 250H130V251H132V250H131V248H129V249L127 248V247H131L129 244H127V245H125ZM156 246H155V249H156ZM165 246H166V248H165ZM178 246H179V245H178ZM184 246H183V247H184ZM236 246H237V247H236ZM238 246H239V247H238ZM167 247H169V248L167 249ZM179 247H180V246H179ZM179 247H178V248L176 247V248H175L176 250H175V249H174V250H175L177 253H180V255H181V254L184 255V254H185V250L188 249L187 251H189V249L192 248V247H191V248H188V247L186 246V247H184V250H183V247H181L182 249L179 248ZM212 247H215V248H212ZM218 247H217V248H218ZM227 247H228V249H230V251H231L233 254L236 253L235 255H237V256H234V257H233V255H232L231 253H228L229 250H227L228 252H226V253H228V254H225V251H223V250H224L223 248H226V249H227ZM163 248H164V249H163ZM186 248H187V249H186ZM203 248H204V249H203ZM235 248H236V249H235ZM33 249H32V250H33ZM37 249H34L33 251L35 252V250H37ZM51 249H53V250H51ZM57 249H58V248H57ZM72 249H73V248H72ZM127 249H128V250H127ZM165 249H166V250H165ZM177 249H178V250H177ZM201 249H202V251H200ZM231 249H232V250H231ZM42 250H43V249H42ZM63 250H64V249H63ZM63 250L61 249L62 252H63ZM73 250H75V248H74ZM239 250H241V248H240ZM40 251H41V250H40ZM40 251H38V252H40ZM58 251H60V250L58 249ZM68 251H72V250H68V249H67V252H68ZM182 251H184V252L182 253ZM187 251H186V253H187ZM260 251H261L263 257L261 256ZM36 252H37V251H36ZM65 252H66V249H65ZM251 252H252V253H251ZM253 252H254V253H253ZM211 253H212V254H211ZM221 253H222V254H221ZM258 253H260V254H258ZM65 254H66V253H65ZM68 254H69V253H67V255H66L67 257L70 255V254H69V255H68ZM72 254H73V253H72ZM129 254H130V252H129ZM131 254H132V253H131ZM214 254H215L216 257H214ZM219 255H220V257H219ZM223 255H224L225 257H224ZM248 255H250L251 258L255 257L256 259L253 258V260L251 261V258H249ZM63 256H64V255H63ZM63 256H62V257H63ZM121 256H122V255H121ZM131 256H132V255H130L129 257H131ZM154 256H155V255H154ZM207 256H205V258H206ZM252 256H253V257H252ZM258 256L260 257V259L258 258V259L260 260V262H259L258 259H257ZM67 257H65L66 260L60 257V259H62L63 262L60 261L59 263H61V264L64 263V264H65V262H66V264H70L69 262H74V261H75V260L72 261V259H74L73 257H69L70 259H68V260H67ZM163 257H164V258H163ZM172 257H173V258H172ZM218 257H219V258H218ZM71 258H72V259H71ZM98 258H101V257H98ZM131 258H133V257H131ZM151 258H152L151 261H150V258H149V260H147V261L144 260V261H145L147 264H155V262H159L158 264H162V262H161L162 260H161V259H160V260H156L155 257H151ZM153 258H154V259H153ZM165 258H166V259H165ZM246 258H247L248 261L246 260ZM101 259H103V257H102ZM236 259H237V260H236ZM249 259H250V261H249ZM261 259H262V260H261ZM32 260H33V258L30 259V261H29L30 263H29V264H31ZM96 260H97V258H96ZM155 260H156V261H155ZM210 260H211V261H210ZM215 260H216V261H215ZM238 260H239V261H238ZM67 261H68V262H67ZM99 261H101V260H99ZM148 261H150V262L148 263ZM153 261H154V263H152ZM179 261H181V262H179ZM212 261H213V262H212ZM217 261H220V263H217ZM255 261H257V262H255ZM103 262H104V261H103ZM103 262H102V263H103ZM160 262H161V263H160ZM176 262H177V263H176ZM192 262H193V259H192V261L190 260V262L187 261V263H189V264H193ZM206 262H205V263H206ZM59 263H58V264H59ZM74 263H75V262H74ZM80 263H81V264H82V263H83V264H85V263L87 264V262H85L84 260H81ZM93 263H94V262H93ZM105 263H106V262H105ZM223 263H224V262H223ZM223 263H222V264H223ZM33 264H35V263L33 262ZM76 264H77V262H76ZM89 264H91V263L89 262ZM96 264H99V263H96ZM139 264H144V263L142 262V263H139ZM195 264H200V263L197 262V263H195ZM202 264H203V263H202ZM225 264H227V263H225Z\"/></svg>", "mask_w": 264, "mask_h": 264}]
</instances>
